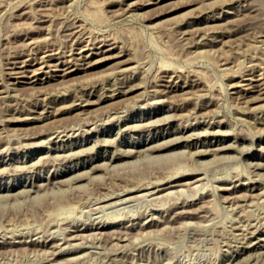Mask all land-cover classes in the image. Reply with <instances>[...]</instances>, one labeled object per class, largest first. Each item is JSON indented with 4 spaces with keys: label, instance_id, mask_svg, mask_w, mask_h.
Listing matches in <instances>:
<instances>
[{
    "label": "rangeland",
    "instance_id": "rangeland-1",
    "mask_svg": "<svg viewBox=\"0 0 264 264\" xmlns=\"http://www.w3.org/2000/svg\"><path fill=\"white\" fill-rule=\"evenodd\" d=\"M41 1L43 3L45 2L46 4H44V6H42L43 3ZM122 1L125 2V3H123ZM129 1H131V0H128V1L127 0H69V1L68 0H0V68L4 67L3 68L4 71L1 70L2 68L0 69V73L2 71L1 76H0V82L2 81L1 84L4 85V86L3 85L1 86V84H0V91H1L0 93L2 94V96L0 94V97H1L0 98L1 99V101H0V146L3 143H4L3 146H2L3 148H4V146L6 144H7L6 146H8L7 148L5 146V148L7 150L6 149L4 150V149H2V147H0V153H1L0 154V161H1L0 162V171H2V167L6 168V166L7 167H9V165L11 166L10 168H6V169L4 168L3 169L4 171L5 170L6 171L9 170V172L8 171L7 172L6 171L5 172L2 171L4 174H0V189H1L0 190V264H45V259L47 260L46 263H48V264H50L51 262L52 263L54 262L55 264L57 262H58L57 264H61V263H63V264H107V263L108 264L109 263L113 264L115 262H116L115 264H124V263H122L124 261L126 262L125 264H132L131 260L133 259V256L135 255V253H137L134 256L136 262H135V260H132L134 262L133 264H135V263L136 264H138V263L139 264H154V263H156V264H159V263L160 264L161 263H165V264H224V262L225 263L226 262L227 263L230 262L229 264H238V262H241V261L243 263L241 262L239 264H250V263L251 264H264V251H263L264 250L263 249L264 248V243H262V242H264V232H263L264 231L263 230L264 229L263 228V226H264V222H263L264 221L263 220L264 219V192H263L264 191V166H262L264 164L263 163L264 162V157H262V156H264V152H263L264 150H263V148H259V147H263L264 146V128H263L264 127V122L262 120V119H264V116H263L264 115V112H263L264 107L262 106L263 103H264V90H263L264 89V85H261V86L256 85V86L251 88V84H250L251 82L255 83L256 80L259 77H261L259 75L262 74L263 71H264V64H261V63L264 62V35H262V33L264 34V0H232V1L231 0H154L156 4L153 3L154 2L153 0H149V1L148 0L147 1L146 0H137L136 3H134V5L133 4L129 5ZM144 1H146V3H144ZM151 1H152V3H151ZM226 1H228L229 3L226 2ZM230 1H231V3H230ZM251 1L253 2V4H252ZM47 2H48V4H47ZM40 3H41V5H40ZM19 5H21V6H19ZM25 5H27V6H25ZM244 5H245V7L246 6H248V7L245 8ZM18 6H19V9H18ZM37 6H38V9H37ZM40 6H42L43 8H41ZM46 7H48V9ZM125 7L126 8L128 7V8L126 9ZM238 7H239L240 10L238 9ZM249 7H251V12H250V8ZM252 7H254V10H252L253 9ZM15 8H16V10H15ZM39 8H41V9H39ZM122 8H125V10L122 9ZM242 8H245V10L242 9ZM26 9H27V14H26V12H24V11H26ZM121 9L125 13H123V11ZM128 9H129V11H128ZM232 9L234 10V12H233ZM236 9H238V10L236 11ZM21 10L22 11L24 10V11L21 12ZM33 10H34V12H32ZM227 10H228V12H227ZM230 10H232V12H230ZM247 11H248V14H247ZM18 12L22 13V14H20V17H19V13ZM45 12H47V13H45ZM132 12H134L135 14L132 13ZM219 12H220V14H218ZM42 13H43V15H42ZM49 13L51 15H49ZM118 13L122 14L123 16L119 15ZM199 13H201V14H199ZM244 13H245V15H244ZM44 14L47 16L46 18L44 17L45 16ZM236 14L238 15V17L236 16ZM246 14H247L248 17L246 16ZM33 15H35V16H33ZM222 15H223V17H221ZM234 15L236 16V18H235ZM16 16H17V18H16ZM34 17H37V18H34ZM74 17H75V19H74ZM122 17H123V19H122ZM32 18H33V20H32ZM43 18H45L47 20H45ZM224 18H226V19H224ZM230 19H232V20H230ZM73 20H74V23H73ZM199 20H200V22H199ZM228 20H230V21L228 22ZM191 21L193 23V24L191 23L192 26L189 25ZM204 21L207 22V23L205 24ZM211 21H212V23L214 25L211 23ZM245 21H247V24H246ZM16 22H17V25H16ZM78 22H80L81 24L78 23ZM219 22L222 25H223V22L226 23L227 25L224 24V26L226 25L228 29H226V26H225V29H226L225 30L224 26H222ZM215 23L216 24L218 23V24L216 25ZM67 24H71V25H67ZM83 24H85V25H83ZM203 24H204V26H207V25L209 26L211 24L210 26L212 28L210 26H209L210 29H208V26H207V28H205L204 26H202ZM219 24H220V26H219ZM228 24L229 25L233 24V25L229 26ZM29 25H31L32 28H34L35 26L36 27H35V29L30 30L31 26H30V28H27V27H29ZM82 25H83V27L81 28ZM193 25H194V28H193ZM234 25H235L236 28L234 27ZM17 26H18V28H17ZM24 26H25L26 29L24 28ZM74 26L76 27V29H78V27H79L78 31L75 29ZM84 26L86 27V29L84 28ZM196 26H198V27H196ZM191 27L193 28L194 31H195V29L197 30L199 27H201V28H199L198 31L194 32V31H192ZM202 27H204L205 29L202 28ZM215 27H217V28L219 27V28L217 29ZM222 27H223L224 31H223ZM231 27H232V29L234 28L236 31L234 32V29L233 30L231 29L232 30L231 31L230 30ZM63 28H66V29H63ZM188 28H189L190 31H187ZM214 28L217 29V30H215ZM82 29H83V31H82ZM201 29H202V31H201ZM206 29L208 31H206ZM26 30L28 32L24 33V32H26ZM70 30H71V32H70ZM72 30H75L74 33H73ZM184 30H185V32L187 31V33H184L183 32ZM203 30L206 31L208 35L207 34L203 35V34L199 33V31L201 33H204ZM211 30H213V31L215 30V31L213 32ZM88 31H90V32L92 31L91 34L87 35L89 33ZM191 31H192V34L189 33ZM227 31H229V32H227ZM67 32H70V33H68L69 35L70 34L71 35L75 34L74 36H77L78 38H80V40L83 39L82 40L83 42H81L80 44L83 45V43L84 44L87 43V45H83L84 46L83 48H86L85 46H87V48L90 47L91 50H90V48H88V49L86 48V49H84L83 53L82 52L80 53L79 52L80 50L78 51V49H80V47L77 48V45L79 46L80 44L74 45V43H70V42H73V41L68 39L69 35L67 34ZM196 32H198L199 34L196 33ZM96 33H98V34H96ZM99 33H101V35ZM210 33H211V36H210ZM216 33H217V35H215ZM65 34H67V35L65 36ZM83 34H85V35H83ZM181 34H182V36L184 35L183 37L188 35L187 37L190 36V38L186 37L187 39L184 38L185 39L184 40L183 38H181L182 36L180 37ZM24 35H25V37H24ZM46 35H48V36L51 35V37H49V38H51V40L49 38H47L48 36H46ZM218 35H220L222 37H220ZM89 36L92 37V38H90ZM199 36L202 37L203 39L202 38L198 39ZM207 36L208 37L210 36V37L208 38ZM45 37H46V40H44ZM85 37L88 38V39H86ZM111 37H114V38H111ZM215 37L222 38L221 39L222 41L217 39V38H215ZM95 38H97V39H95ZM103 38H105L106 40L103 39ZM194 38H196L195 39L196 41L194 40ZM260 38H262V39L260 40ZM101 39L105 40V41H102ZM112 39H114L115 41L112 40ZM116 39H117V41H116ZM27 40L28 41L29 40H33L34 42L30 41L31 43H29V42H27ZM84 40L86 42H84ZM87 40H91V42L90 41L88 42ZM181 40L183 41V43H182ZM186 40H189V41L192 40V41L189 42V41H186ZM193 40L195 41L196 44L194 43V44H192L193 45L192 46L191 43H193ZM217 40H219V41H217ZM46 41L48 42V44H47ZM96 41H98V43ZM198 41H200V42H198ZM206 41H208V43H210L211 45L206 43ZM256 41H258V42H256ZM35 42H36V45H35ZM103 42L107 43V44L110 43V45H112V46L114 45L115 46L114 49L111 52V55H112V53H114V54L117 53L118 54L120 52L122 53V55H117L116 54L115 56H113L114 55L113 54L112 55L113 57H109V58H106V59L102 58V60L98 61L97 64L93 63V59H97L98 57L101 58L102 55H95V56H92V61L91 62L93 64L87 66L86 64L91 63V62H87L89 60L88 58L90 56V52L91 51H96V49H97V48H92V47L98 46V45L100 46V44H102ZM187 42L190 44L189 45L190 47L187 45L188 44ZM27 43H29V44H27ZM44 43L47 44V45H45ZM63 43H65V44H63ZM93 43H95V44L93 45ZM200 43H202V44L204 43L203 46ZM31 44H32V46H31ZM59 44H61L62 47H60L61 45H59ZM71 44H73V45H71ZM182 44L186 45L187 47H185ZM197 45H199V47L201 45V47L199 48ZM212 45H214V46H212ZM35 46H37V49H36ZM42 46H43V48H42ZM119 46H122L121 47L122 49H119L120 48ZM46 47H49V48H46ZM50 47H51V50H50L51 53L54 52L53 56L52 57L50 56L51 60L48 61V63H51V64H49L48 66L47 65H43L42 70H39L36 76L34 75L33 71L32 72L28 71V72H24V73H21V72L20 73H18V72L16 73V72H14V70L15 71L18 70V68L14 67V66L20 65L21 64V60H23L25 57H28V54H29V56H31V55L34 56V55H36V53L39 54L41 49H43V50H45V48L46 49H50ZM75 47H76L77 50L75 49ZM107 47L108 46H103V49H105ZM207 47L210 48V49L208 50ZM28 48H30V49H28ZM60 48H62V49H60ZM65 48H67V49H65ZM204 48L206 49L207 52L205 51ZM26 49H27V51H25ZM55 49L57 50V52L54 51ZM73 49H75V50H73ZM118 49L121 50V51H119ZM123 49L124 50L126 49V51H124ZM201 49L203 51H205V53L202 52ZM31 50H35V51H31ZM61 50H62V52H61ZM65 50H67V51L64 53ZM69 50H71V51H69ZM72 50H73V52H72ZM188 50L191 51V55H190V51L188 52ZM193 50L196 51V52L193 53ZM198 50L200 51V53L202 52L203 54H199L198 56H193V54L198 53L197 52ZM30 51L33 52V53H31ZM125 52H127V53H125ZM186 52H188V53H186ZM16 54L19 55V56H17ZM58 54H61V56L58 55ZM55 56H57V57H55ZM127 56H128V58H127ZM252 56L254 58L253 60H252ZM68 58H70V60H71L70 64L67 63V65H64L63 63L68 61ZM126 58H127V60L124 61ZM75 59H76V62L74 61ZM133 59H134V61H133ZM135 59H136V61H135ZM82 60H83V62H87V63H82L81 62ZM251 61H252V63H251ZM254 61L256 62L257 65L259 64L260 66L259 65L256 66ZM260 61H262V62L260 63ZM54 62H56L58 64H55ZM94 62H97V61H94ZM12 63L14 65H12ZM53 63H54V65H53ZM137 63L139 65H141L140 69H138L139 65ZM249 63H250V66L248 65ZM135 64H136V66L137 65L138 66L137 67L134 66ZM77 65H78V67L79 66H81V67L76 69V70H74L73 73L67 74V75H65V77L63 75H59V74L62 73L61 71L64 70L62 68H67V67H69V69L72 68V67L76 68ZM8 66H10V68ZM36 66H38V64H36ZM65 66H67V67H65ZM83 66H85V67H83ZM127 66L128 67L132 66V67H129V69H128L129 71L127 70V68H128ZM246 66H247V69H246ZM252 66H253V68H252ZM255 66L257 67V69H255L256 68ZM11 67H13V68H11ZM118 67L119 68L120 67L121 68H123V67L126 68L127 67V68L126 69H124V68L120 69L122 71L121 72ZM133 67H136V68L133 69ZM162 67H164L163 69H165L166 72L162 69ZM259 67H261V68H259ZM53 68H55V70ZM170 68L172 70L174 68H177V69H179V71L177 69L176 70L174 69L172 71ZM11 69L13 70L14 73L11 72L12 71ZM115 69H116V71L114 72ZM117 69H118V71H117ZM159 69L161 71H159ZM166 69H168V70H166ZM245 69L247 71H244ZM253 69L256 72L255 71L253 72ZM44 70L45 71L47 70V72H44ZM181 70H183L184 72L181 71ZM55 71H56V73H55ZM162 71H163V73H162ZM5 72H7V73H5ZM112 72H114V74ZM123 72H125V73H123ZM187 72H188V74L190 72L192 74L190 73L188 75V74H186ZM251 72H252L253 75L251 74ZM4 73H5V75H3ZM119 73L121 75V78H120ZM172 73L173 74L175 73V74L173 75ZM178 73H179V75H178ZM22 74H23V76H22ZM48 74L52 75L53 77L49 76ZM235 74H238V75L235 76ZM2 75L5 76V77L3 78ZM134 75H135V77H134ZM167 75H168V77H167ZM185 75H187V76H185ZM130 76L132 77V80H131ZM173 76H174V78H173ZM176 76H178V77H176ZM1 77H2V79H1ZM117 77H118V80H120L118 82H117ZM126 77H129V78H126ZM188 77H189V79H188ZM245 77H246V80H245ZM255 77H256V79H255ZM251 78H254V80L251 79ZM41 79H42V83H44V84L41 83V81H40ZM167 79L170 80L171 82L168 81ZM176 79H177V81H176ZM190 79L193 80V81H191ZM240 79H242V80H240ZM20 80H22V81H20ZM60 80H62V81H60ZM112 80H114L115 82L113 83ZM239 80H240V82H239ZM5 81L6 82L8 81L7 84H4V83H6ZM9 81H11L12 86L10 85L11 83ZM109 81H110V83H109ZM138 81L140 82L141 85L139 84ZM129 82H131V83H129ZM135 82L136 83L138 82L137 84H139L141 87L136 85L137 87L135 88V86H134ZM167 82H168L169 85L167 84ZM175 82H177V83H175ZM190 82H192V83L194 82L193 85ZM246 82H248L249 84L246 83ZM184 83L186 85H184ZM233 83L235 84V86H234ZM239 83H242V85H240ZM118 84L120 86L121 85L122 86L121 87L120 86L116 87L115 85H118ZM127 84H131L130 87L131 86H134V87L133 88H129L128 87L129 85H127ZM166 84L168 85L167 88H166ZM179 84H180V87L178 86ZM230 84H233V86L232 85L230 86ZM107 85L109 87L110 86L111 87L109 88V87H107ZM113 85L115 86V88H114ZM14 86H15V88H14ZM101 86H103V87L101 88ZM104 86H105V89H104ZM123 86H125V87H123ZM241 86H243L242 89H239V88H241ZM2 87H5V88L1 90ZM125 88L128 90V92H127V90H125ZM157 88H159V89H157ZM15 89H16V91H15ZM98 89H100V90L98 91ZM121 89L124 90L125 92L120 93V94H118V95H116L114 97H107L106 98V96H108L110 93H112L114 91L116 92V91L121 90ZM156 89H157V92H156ZM166 89L169 91V93H168V91H166ZM194 89H196V90H194ZM259 89H261L260 90L262 92L261 95H260ZM3 90H5V91H3ZM11 90H13V91H11ZM60 90L62 91V93H61ZM81 90H82V92H79ZM95 90H97V92ZM150 90H152L153 92L155 91V93H153ZM164 90H165L166 93L164 92ZM201 90H202V92L203 91L204 92L201 93L200 92ZM2 91H3V93H2ZM6 91H7V93H6ZM19 91H22L21 96H20ZM42 91H43V93H42ZM53 91H56L58 93H54ZM162 91L165 93V95H163L164 93ZM206 91H208V92L206 93ZM44 92H47V93H45V95H48V96H45ZM49 92H51V95L49 94ZM59 92H60V95H59ZM64 92L67 95H65ZM75 92L77 93L78 96H75L76 95V94H74ZM197 92L199 93V97L197 96V94H198ZM9 93H12L13 96H12V94L8 95ZM14 93H18V94L15 95ZM94 93H95V95H94ZM238 93H240V97H238L239 96ZM256 93L259 96H257ZM4 94H5V96H4ZM79 94H80V97H79ZM192 94H193V97H192L193 99L190 97ZM201 94H205L204 97ZM208 94H209L210 97L206 96ZM248 94H251V96L248 95ZM81 95H83V96H81ZM186 95H188V96H186ZM213 95L215 97H213ZM241 95H242V97H241ZM15 96L16 97L18 96L17 99L20 97L18 99V101L17 100L15 101V99H16V98L14 99ZM37 96L40 97L39 98L40 100L37 99ZM96 96H98V97H96ZM99 96L101 97V100H97L99 98ZM120 96H121L122 99L120 98ZM196 96L198 97V99H197ZM260 96H262V97H260ZM3 97H5L4 100L5 99H8V100H5L6 102H4V100H3V102H2V98ZM9 97H11V98H9ZM21 97H23V99ZM41 97L43 98V100L41 99ZM76 97L80 98L79 99L80 102H81V99H82V102L80 103L79 100H77ZM145 97H147V98H145ZM157 97H159V98H157ZM165 97H166V100L168 99L167 102L165 101ZM169 97H171V98L169 99ZM186 97H189V98L185 99ZM249 97H251V98L253 97L254 99L255 98L256 99L254 100L253 98L251 99ZM33 98H34V100H36L37 103L34 102ZM102 98H105V99L103 100ZM61 99H63V100H61ZM94 99L96 101L95 104L92 103V101L94 102ZM117 99H118V101H116ZM171 99L172 100L175 99V100H173L174 102H172ZM188 99L190 101H186ZM41 100L42 101L45 100V102H43V105L41 103L42 102ZM72 100H75L74 101L75 103H77V102H79V103H77V105H75V106H73L71 104H70L71 106L70 105L67 106L68 103L72 102ZM88 100H90V102H91L90 104L88 103ZM152 100L154 101V103L151 102ZM161 100H162L163 103L161 102ZM181 100H182V102H181ZM208 100H209V102H208ZM248 100L250 101V103H249ZM51 101H52V103H51ZM53 101H54V103H53ZM61 101H62V104H61ZM98 101H100V102L98 103ZM147 101H149V102L147 103ZM252 101H254V102H252ZM28 102L29 103L31 102V104H27ZM83 102L86 105L82 104ZM144 102H146V103H144ZM183 102H184V105H183ZM195 102H196L197 105L195 104ZM197 102L198 103L200 102V103L198 104ZM59 103L61 105H63V106H61ZM168 103H170V105H168ZM174 103H175V105H174ZM50 104L51 105L55 104L56 107L54 105L51 106ZM171 104H172V106H171ZM237 104L238 105L241 104V106L240 105L238 106ZM250 104H251V106H250ZM260 104H261V106H260ZM28 105H29V107H28ZM30 105H33V106H30ZM233 105L235 107H233ZM14 106L15 107L19 106V107L16 109ZM66 106H67V108H66ZM180 106H182V107H180ZM194 106H196V107L198 106V107L194 108ZM247 106H249V109L253 106L252 107L253 109L251 108L252 109L251 113H250L249 109H247L248 108ZM255 106H256V108H255ZM57 107L59 108L58 110L56 109ZM62 107H64V108H62ZM169 107H170V109H169ZM175 107L179 108V109H175ZM262 107H263V109H262ZM20 108L21 109L23 108L22 111H21ZM30 108L31 109L33 108V110H31ZM41 108H42V110H44L43 112H45V114L48 115L46 118H41V119H37V120H34V121H32V120H29V121L27 120L26 121V119L23 120L26 117V115L27 116L28 115L32 116L29 113L30 111H35L36 110L32 114H36V115L39 116V113H41ZM54 108L56 109V111H55L56 112V114H55L56 116L54 115L55 112H53L55 110ZM119 108L121 110H119ZM237 108H238L239 111H241V113L237 110ZM243 108L245 110H242ZM50 109L52 110V112H51ZM110 109L113 110V111H111ZM23 110H24V112H23ZM109 110H110V113H109ZM115 110H116V112L117 111H119V112L116 113ZM12 111H13V113H12ZM14 111H15V113H14ZM58 111H59V114H58ZM218 111L220 112V114H218L219 113ZM18 112L20 113V115H19ZM216 112L218 114L217 117H216V114H215ZM260 112H261V114H260ZM108 113L110 114V116L114 113L113 116L116 119H114L113 116H111L112 119H110ZM170 113H173V114H170ZM243 113H245V114H243ZM166 114H168V115H166ZM213 114L215 115L216 118L213 117L214 116ZM120 115H123V116H120ZM171 115H173L174 117L171 116ZM196 115L198 117H196ZM200 115L203 118L200 117ZM258 115H260V116H258ZM151 116L152 117L154 116V117L152 118ZM158 116H160L162 119L159 118ZM164 116H170V117L169 118L167 117V119L165 117L166 120H164ZM7 117H9V118H7ZM10 117H11V119H10ZM13 117H14V120L12 119ZM19 117H21L22 119L19 118ZM124 117H126V118H124ZM17 118H19V120ZM53 118H54V120H53ZM58 118L61 119V120H58ZM120 118H122V119L120 120ZM50 119H52V120H50ZM108 119L111 120L110 122L112 124L110 122H108ZM148 119H149V121H152L154 119L156 121L154 120L153 121L154 123H152V122H149ZM150 119H152V120H150ZM157 119H159L158 121H161V122L158 123ZM201 119H203L204 121L201 120ZM221 119H223V121ZM20 120H22V121L20 122ZM205 120H207V121H205ZM146 121H148L149 123L146 122ZM208 121H210V122L208 123ZM216 121H217V123H216ZM253 121H256L257 123L253 122ZM60 122H62V124H59ZM87 122H88V124H85ZM91 122H93V123H91ZM115 122L118 123V124H116ZM139 122L141 124L144 123L142 125V129L141 130L138 129L139 126L133 127L134 125L136 126V124H139ZM155 122H157L158 124H156ZM177 122L182 123V125L184 127H182V125L177 123ZM185 122H187L188 124H189V122H191L189 124L190 126L187 123H185ZM146 123H148V125L149 124H151V125H149V126L146 125V127H144V125ZM195 123H196L197 126L195 125ZM206 123H207V125H206ZM219 123H220V125H219ZM50 124H54V125L57 124V128H56V125L55 126L54 125L50 126ZM93 124H96L95 127H93ZM152 124H154V125H152ZM65 125H66V127H65ZM130 125L133 128H137V129L133 130L132 128H130L131 127ZM81 126L83 128V129L81 128L82 130H80ZM123 126H124V129H123ZM125 126L128 128V129L126 128V130L128 132L125 130ZM195 126L197 127L195 132L202 131L201 132V134H202L205 131H209L208 134L206 132L205 134L201 135L199 132H197V133L200 134V136H198V135L196 136L195 134H197V133L194 132ZM59 127H60V129H59ZM96 127H97V129H96ZM206 127H208V128L206 129ZM261 127L263 128V131L261 130L262 129ZM46 128H47V131H46ZM50 128H51V130L49 132L48 129H50ZM99 128H100V130H99ZM216 128L219 129L220 131L218 130L219 131L218 132ZM92 129L94 131L90 132ZM117 129L118 130L120 129L121 131L120 130L118 131ZM122 129H123V131H122ZM130 129H132V130H130ZM190 129H192V130L190 131ZM41 130L45 134L42 133ZM211 130L212 131L216 130L219 134L216 131H215L216 133L212 134ZM64 131H67V132H64ZM80 132H82V133L84 132V133L82 134ZM117 132H119L118 133L119 135L117 134ZM190 132H194L195 134L191 133V134H193L192 136L191 135H187V134H190ZM224 132H226L228 134H226ZM49 133L53 134L52 136H53L54 140L52 139V137H51V135ZM55 133H58V134H55ZM185 133H186L187 136L185 135ZM222 133H223V135H222ZM69 134H70V136H68ZM79 134H81V135H79ZM151 134H152V136H151ZM178 135H179V137H178ZM24 136H26V137H24ZM48 136L51 139L48 138ZM172 136L173 137L174 136L178 137L177 140H179V141H176V139L174 141L173 139L176 138V137L173 138ZM188 136H190L192 140ZM57 137H59L60 139H58ZM94 137H96V138H94ZM99 137L101 139V143H100V139H98ZM170 137H172V138H170ZM180 137L182 138L181 140L179 139ZM47 138L49 139V141H48ZM168 138H170L169 140L174 141V143L171 142V144H170V141L168 140ZM43 139L46 140L48 143L45 142ZM251 139H252V141H251ZM212 140H213L214 143L212 142ZM102 141H103V143H102ZM106 141H107L108 144H109V142H111L112 144L110 143L108 145L106 143ZM152 141L154 142V145L155 144L157 145L156 141H158L159 143H158L157 146L156 145L154 146ZM162 141H166L167 143L166 142H162ZM38 142H40V144ZM75 142H77V143H75ZM123 142H124V144H123ZM160 142H162V143L159 146ZM236 142L238 143V145H236V150H235V148H234L235 146L233 144H236ZM252 142H254V143L252 144ZM34 143L35 144L37 143V144L35 145ZM61 143H62V145H60ZM78 143H80V144H78ZM95 143H97V144H95ZM98 143L101 146H99ZM164 143L166 145H168V146L163 145ZM221 143H222V146H226L225 144H229V143H230V145L227 148L225 147V149L221 150L222 152L221 151H218V152H214L213 151V153H214L213 154L210 151L211 155L210 154L201 155L200 151H202V150H199V148L200 149H203V148L207 149L209 147L211 149L212 147H215V146L217 147V145H218V147L221 146ZM64 144H65V146H64ZM70 144H72V145L70 146ZM90 144L92 145V148L90 147L89 149H92L93 151L92 150H87L86 146H88V145L91 146ZM40 145H41V147H40ZM132 145H134V146H132ZM147 145L150 146V147H147ZM152 145H153V147H151ZM189 145L191 147H189ZM231 145H233L232 148H231ZM248 145H250V146H248ZM173 146H175V147H173ZM195 146H197V147H195ZM143 147H145V150L149 151V152H146ZM159 147H162V148L160 149ZM239 147H241L243 149H241ZM249 147H253V148L249 149ZM46 148H47V150H46ZM80 148H83V149H80ZM138 148L141 149V150L139 151ZM151 148H152V150H151ZM157 148H159V149H157ZM246 148H248V149H246ZM113 149H115L116 152L113 151ZM122 149L125 152L129 151V153L131 155L127 154V153H125V154L122 153V152H124ZM133 149L136 152H133ZM167 149H169V150H167ZM195 149H197V150H195ZM2 150H3V152H1ZM65 150L67 152L69 151V153L71 155H72L71 151L72 152L73 151H75V152L79 151L80 152V150H83V151H81L82 154H80L79 152H76V154L78 153L77 155H75L74 154L75 152H74L73 153L74 155H72L74 157L72 158L71 155L69 156V154ZM86 150H87V152H85ZM117 150L118 151L121 150L122 152L121 151L118 152ZM191 150L193 151V153H195L194 154L195 158H193V153H191L192 154V156H191V154H190V152H192ZM237 150H239V151H237ZM47 151H49V154L51 156L48 154ZM90 151H91V153H90ZM111 151H112V153H111ZM144 151L146 153H148V155ZM170 151L172 152V154L173 153H175V154L171 155ZM187 151H190V152L188 153ZM197 151H199V152H197ZM247 151H249V152H247ZM140 152H143L145 155L143 153H140ZM239 152H241V153H239ZM53 153H54V156L56 155V153L58 155L59 154L60 155L59 156L57 155L58 158H56V157L54 158V156H52ZM63 153L66 154L65 155L66 158L64 157V155H62ZM104 153H106V154L103 155ZM138 153L143 154V155H140ZM161 153H162V156L164 155V157H159V156H161ZM164 153H166V154H164ZM28 154H29V156H28ZM79 154H80V156L78 157ZM157 154H159V155H157ZM220 154H224V156H226L227 158L223 157V158H219L218 159L217 157H222V155L218 156ZM232 154L234 156H236V157H233ZM44 155L46 157H48V159H46V157ZM61 155L63 157H62V159H59V158H61ZM109 155L110 156L112 155L111 156L112 158L114 156V158L111 159ZM138 155L140 157H137ZM154 155H157L158 157L157 156L155 157ZM165 155H167V156H165ZM212 155H214V157L216 159H214V157L210 158ZM229 155L231 156L230 158H228ZM31 156H33V157H31ZM39 157H41L42 160ZM38 158L40 160H38ZM191 158H192V161H191ZM208 158L211 159V161L206 160ZM200 159H201V161L199 162ZM32 160H34V161H32ZM194 160L196 161V163L194 162ZM202 160H204L203 161L204 164L202 163ZM31 161L32 162H35V161L38 162V163H35L38 166H36L35 164H34L35 165L34 166ZM42 161H44L45 164H44V162L42 163ZM46 161L49 162L50 165ZM51 161H52L53 165H52ZM83 161H84V163H83ZM105 161H106V163L109 161L111 163V165L114 164L113 165L114 167L112 166V169H111L109 167V164H110L109 162L107 163L108 166H106L107 164L105 163ZM123 161H124V163H123ZM129 161H130V163H129ZM247 161H248V164L246 163ZM250 161H252L253 164ZM254 161H255V163H254ZM24 162H25V165H24ZM75 162L76 163L78 162V163L76 164ZM100 162L102 164L100 166L101 168L96 166L98 163L100 165ZM115 162H116V165H115ZM205 162H207V163H205ZM257 162L258 163L262 162V163L258 164ZM30 163H31V167H33V169L30 167ZM117 163H120L121 165L117 164ZM125 163H127V164H125ZM192 163H194V164H192ZM250 163L252 164V166L250 165V167H249ZM256 163L258 165H261L263 168L261 166H258ZM26 164H29L28 167H27ZM195 164L197 165L196 167L194 166ZM198 164H199V166H198ZM254 164H255V166H253ZM12 165H15V166L22 165V166H20L21 168L20 167L18 168V170H20V172L17 170V167H15V171H17L18 173L14 172V166H12ZM23 165H24V167H23ZM55 165L56 166L58 165L57 168H56ZM92 165H94L96 167H94ZM103 165H104V167H106L105 169H108V170H105ZM117 165H118V167H117ZM200 165L204 166V167H202V169L204 168L203 170L200 168L201 167ZM43 166H44V168H43ZM46 166H47V168H46ZM193 166H194V168L192 169ZM41 167H42V169H41ZM91 167L92 168H96V169H92ZM197 167H199L200 170L204 171L207 175H205L204 172H200V170L197 169ZM22 168H24V169H22ZM26 168H27V170H26ZM186 168H188L189 170L186 169ZM56 169H58V170H56ZM89 169H92V170H89ZM205 169L207 171H205ZM62 170L63 171L65 170V171L63 172ZM83 170L84 171L86 170L85 172L88 173V174H86ZM171 170H172L173 174H171V172H170ZM191 170H195V171H191ZM82 171H83V174H82ZM89 171H91L92 173L89 172ZM2 172H0V173H2ZM178 172H180L178 174L179 177L177 176ZM181 172H182V174H181ZM188 172H190V173H188ZM254 172H256L257 175H254V174H256ZM40 173L42 175L44 174L43 177H42V175ZM94 173L96 175H94ZM162 173H163V175L165 174L164 176L166 178L163 177V175H161ZM234 173H235L236 176L233 175ZM240 173H241V175H240ZM252 173H254V174L252 175ZM7 174H9V175H7ZM73 174H75V175H73ZM156 174L157 175L160 174L162 176L163 180L165 179V181H162V179H158L157 180V178H161V176L160 175L156 176ZM174 174L177 177H174ZM237 174H239V175H237ZM250 174H251V176H249ZM1 175H3V176L1 177ZM22 175H24L23 178L21 177ZM80 175H83V176L79 180ZM168 175H169L170 178L173 177V179L172 178L170 179L168 177ZM201 175L202 176L205 175L206 178L209 181H207V179H205V178H202ZM49 176H50V178H49ZM73 176H76L77 178L76 177L73 178ZM92 176H93V178L90 179ZM95 176H97V177H95ZM148 176H150L151 180H150V178ZM230 176H231V178H230ZM253 176L254 177L258 176V179L257 178L253 179L252 178ZM64 177H65V179H64ZM69 177L73 178L74 180L73 179H72L73 181L70 180L71 178L69 179ZM196 177L198 178V181L195 180ZM200 177H201V179H200ZM219 177L222 178L221 180H223V181H221V180L219 181V179H218ZM27 178H29V179H27ZM45 178H47L49 180H47ZM53 178H56V179H53ZM60 178L63 179L64 185L62 184V180ZM66 178L68 180H70L72 182V184H71L70 181L68 182V180ZM142 178H144L143 180H146L147 178H149V179H147L149 182L146 180L147 182L145 181L143 183L142 182L143 181ZM191 178H193L194 180H192ZM215 178H217V179H215ZM228 178H230V179L228 180ZM131 179H132V181L134 180L135 182L137 180H140V182H142V183H137L136 182V185H135L134 181L131 183ZM155 179L157 180V182L159 184L155 183V186H154V182L156 181ZM168 179L169 180H174L176 182H180L181 184L178 185V186L179 187L181 186L180 188L183 187L182 189H183L184 192L182 191V189L181 190H175V189H180L178 186H176L177 188L176 187H174V188L171 187L169 189H162L163 191L162 190L161 191L157 190V188L160 187V184H161L160 182L162 181V183H164ZM247 179L249 181H247ZM27 180H29V181H27ZM52 180L54 182L56 180V182L57 183L59 182L60 184H56V183L53 182L54 185H52L53 184V183L51 184ZM58 180H61V181H58ZM153 180H154V182H153ZM159 180H160V182H159ZM185 180L189 181V182L192 180L193 184L191 183L192 181L190 183L187 182V186H186L185 185L186 184ZM239 180H241L242 182L239 181ZM46 181H49V183L47 182V186L45 184ZM74 181H76V182H74ZM150 181H151V183H150ZM203 181H205V182H203ZM237 181H238L239 186L237 184ZM234 182L236 183V185H235ZM244 182H246V183H244ZM36 183L39 184L40 186H38ZM43 183L45 184L44 187L42 186ZM204 183H206L208 186L206 184H204ZM11 184H12V187H11L10 192L8 190H4L5 186L7 188ZM122 184L123 185L125 184L126 186L125 185L122 186ZM129 184H130V186H128ZM194 184H198V187H196L197 185L193 186V187H195L194 189L196 190V194H195L194 189H192V186H191V185H194ZM200 184L205 185V187H207V189L204 188V186L200 187L201 186ZM77 185L78 186L82 185V186L80 188ZM131 185H134L135 188H133V186L131 187ZM146 185H148V186L151 185V188H150V186L148 187ZM188 185H190L191 188L188 187ZM225 185L229 186V188L226 187ZM52 186L54 187V189L51 188ZM74 186H75V188H73ZM104 186L106 188H103ZM113 186H115V187H113ZM116 186H118V187H116ZM221 186H223V187L221 188ZM38 187H39V189H37ZM40 187L43 189L42 190L43 193H45L44 190H47V189L48 190L50 189L49 193H51V191L53 193L57 192V193H55V195L59 194V195L56 196L57 200L55 198V195L53 197V194H49L48 191H46L49 194V195L47 194V196L48 197L50 196V198H48V199L51 200V202H52V204H51V202L48 201L47 196H46V199L44 197L46 195V193L43 194V195H42V193H40L41 192ZM60 187H61V189L59 190ZM107 187H108V189H107ZM121 187H122V189H121ZM130 187L133 189L132 192L129 191V190H131ZM144 187H145V189H144ZM186 187H187V189H186ZM65 188L66 189L68 188L69 190L71 189V193L69 194L67 192L68 189L65 190ZM72 188L74 190L75 195L78 194L79 192L81 193V194L79 193L78 195L82 199L80 197H78L77 203H75L76 202L75 199H77V195L76 196L73 195V197L75 196L74 199L72 197V193H73ZM77 188H78V190L79 189L80 190L78 191ZM109 188L114 189L113 192H112V189L110 190ZM196 188H200V189H196ZM239 188L241 189V191H240ZM258 188H260V190H258ZM18 189H20V190H18ZM21 189H23L24 192ZM25 189H26V191H25ZM27 189H30V193L27 192V191H29ZM154 189H155V193H149V191H151V190L153 192ZM185 189H186V191L187 190L188 191L185 192ZM190 189L193 190V191L191 190L192 194H191ZM205 189H206V193H207L206 196L204 195L206 193L205 192L202 193V191H201V190L205 191ZM251 189H253V190H251ZM39 190H40V192H39ZM63 190H65V192L67 194H64L65 192ZM75 190H77L76 191L77 193L75 192ZM104 190H106V192L108 193L107 195H106ZM115 190H116V192L119 191V193H116ZM213 190H215V191H213ZM231 190H233L232 193H231ZM234 190H235V192H234ZM18 191H20V193H18ZM36 191H38V192H36ZM62 191H63V193H62ZM120 191H121V193H120ZM122 191L124 192V194L122 193ZM125 191H126V193H125ZM166 191L168 193V196H171L170 197L171 199L168 198L166 200V198H167L166 195L167 194L165 195L164 193H162V192L166 193ZM168 191H170V192H168ZM171 191H173V192H171ZM175 191H178V192L176 193ZM179 191H182V192L179 193ZM259 191L261 193H259ZM12 192H13V195L10 194ZM255 192H257L260 195V197L258 195V197H257L258 199L257 200L255 199L256 196H257V193H255ZM4 193H5V196H7L6 194H8V193L10 194L9 195L11 197V198H9L10 200L8 198H7V200H5L6 197H5L4 200L1 199V195H2V198H4V196H3ZM36 193H37V195H38V193L41 194L43 196V198L45 199V200L41 199L44 202L39 199V202H40L41 205L39 203H37V200H38V198L40 196H35ZM61 193L63 194V196L64 195L68 196V194H69V197H62L61 196L62 199L65 198L64 200H66V199H69V200L68 201L67 200L66 201L61 200V198L59 197ZM135 193L137 195H138V193H141V195L139 194L140 196L136 197L137 195ZM156 193H158V195L159 194L160 195L163 194V196L159 195V197H158ZM173 193H175V194H173ZM183 193H185V194H183ZM252 193L254 195H256V196H253ZM14 194H16L18 197L16 195H15V197H13ZM22 194L25 195V196H23ZM155 194H156V197H155ZM181 194L185 195L186 197L182 196ZM199 194H200V196H199ZM233 194H235L234 195L235 197H233ZM238 194H240L241 196H239ZM261 194H263L262 197H261ZM111 195L113 196V198H112ZM191 195L192 196L194 195L195 198L192 197ZM220 195L222 197L224 196L223 197L224 201L227 199L226 202H224L221 199L222 197ZM225 195H227V196H225ZM247 195H248V197L246 198ZM42 196L40 198H42ZM130 196H132L131 197L132 199L130 198ZM144 196L145 197L149 196L148 198L152 199V200L148 201V198L146 197L147 199H145ZM151 196H152V198H150ZM164 196H166V197H164ZM174 196H175V198H174ZM176 196L178 198L180 196V199H178ZM36 197H38V198H36ZM58 197H59V199H58ZM103 197H104V199H103ZM162 197L165 199V201H169V203H170V201H172V202L174 201L173 203L172 202L170 203L173 206L170 205L168 202L167 203L164 202L163 201L164 199ZM188 197H191V198H188ZM203 197H205V198H203ZM225 197H226V199H224ZM227 197L230 198L231 202H229L230 200H228ZM249 197H251V198H249ZM252 197H254V199ZM84 198H85V203L83 201ZM95 198H96V200H94ZM97 198H99V199L101 198L100 199L101 201L99 199H97ZM120 198H121V200L117 201ZM123 198H124V200H125V198H127V199L125 200V202L122 203ZM143 198L145 200H147V201L143 200ZM155 198H157V199H155ZM158 198H159V201L161 199H162V201L161 202H156V201L154 202L153 201V199L158 201ZM248 198H249V202H248ZM52 199H54V200L52 201ZM188 199H190V201H188ZM191 199H192V201L193 200L194 201L192 202ZM97 200H99L100 202L97 201ZM127 200H128V203H127ZM137 200H139V201H137ZM176 200L177 201L179 200L181 202L184 201L185 203L184 202L181 203L179 201H178L179 202L178 203ZM236 200H238V201H236ZM240 200H241V202H240ZM46 201H48L47 204H45ZM63 201H64V203H63ZM78 201H81V202H78ZM92 201H93V203H92ZM94 201H96V202L94 203ZM104 201H106V202H104ZM112 201H114V202L116 201L115 203H116L117 206L114 205L115 206L114 207L112 205L113 204ZM244 201L247 202V204L244 203ZM250 201L251 202L253 201L251 205H249ZM53 202H55L56 205H54L55 203H53ZM71 202H73V203L71 204ZM107 202H109V204L112 202V204H110L112 206H109V204H107ZM152 202H154V203H152ZM162 202H163V204H162ZM234 202H236V203H234ZM237 202L239 204H241V205H238L239 207L236 206L238 204ZM174 203H176L175 206L177 205L176 206L177 208L174 206ZM183 203H184L185 206H183ZM229 203H230V205H229ZM42 204H43V206H42ZM57 204H60L59 205L60 207L57 206ZM68 204H70V205H68ZM119 204H121V205H119ZM150 204H153L154 206L151 205V207H150ZM232 204L235 205L234 206V207H236L235 210L237 209L238 211L237 210L234 211V207H233ZM44 205H46V207L47 206H50V207L46 208ZM98 205H102L101 208ZM89 206H91V207H89ZM92 206H94V208H92ZM161 206L162 207L164 206V207L162 208ZM243 206H244V208H243ZM147 207H149V208L147 209ZM156 207H157V209H155ZM169 207L170 208L172 207V208L169 209ZM240 207L242 209H245V212H244V210L242 211L240 209ZM39 208L41 209L42 212L40 211ZM44 208L46 209V211H45ZM51 208H54V209H51ZM89 208L93 212L88 211ZM95 208H96V210L94 211ZM173 208L175 210L176 209L179 210V211L176 210L179 214H177V212H175V210ZM178 208H180L181 210L178 209ZM203 208H204L205 211H203ZM47 209H49V210L47 211ZM162 209L169 210L170 212H168V211L165 212V210H162ZM182 209L183 210H185V209L187 210L188 209V210H190V212L188 210H187V212L186 211L184 212V211H182ZM51 210H53V211H51ZM139 211H141V212H139ZM173 211H174L175 214H173ZM246 211H248V212H246ZM45 212H46V215H43V214H45ZM50 212H52V214H50ZM94 212H96V213H94ZM180 212H183V214L180 213ZM198 212H200V213H198ZM201 212L204 215H202ZM47 213H49V214H47ZM140 213H142V214L145 213L146 216H145V214L142 216V215H140ZM205 213L207 214V216H206ZM239 213L240 214L242 213V214L240 215ZM132 214H134V215H132ZM138 214L140 216H138ZM188 214H190L189 215L190 217H187ZM200 214H201L202 217L200 216ZM40 215H42L43 218ZM97 215H98V217H97ZM99 215H101V216L103 215L102 219H101V217ZM170 215L172 217L173 216L174 217L171 218ZM129 216L131 217L130 219H129ZM137 216L139 217V219H138ZM161 216L162 217L164 216L165 218L164 217L162 218ZM240 216H244V217H240ZM151 217H153V219H151ZM156 217L157 218L159 217V218L155 221L154 219H156ZM168 217H170V219ZM236 217H237L238 221L236 220ZM238 217H240V218H238ZM248 217H250L252 219H248ZM45 218H46V220H45ZM50 218H52L53 220L50 219ZM95 218H96V221L98 220L97 222L94 221ZM140 218H141V221H140ZM160 218H161V220H160ZM174 218H176V219L174 220ZM232 218L233 219L235 218L234 221L236 223L233 221ZM253 218L254 219L256 218L257 220L254 221ZM112 219H113V221H111ZM127 219L130 220V221H128ZM162 219H164V220H162ZM186 219H188V220H186ZM133 220H135V221H133ZM142 220H148V224L149 225L146 223L147 221L144 222ZM158 220H160V221H158ZM167 220H170L172 222L167 221ZM244 220L247 221L246 222L247 225L245 224V222H243ZM54 221H57V224H58V221H59V224L56 225V222H54ZM71 221H73L72 222L73 224L71 223ZM100 221H101V223H100ZM108 221H109V223H108ZM127 221H128V223L130 222V224H126ZM166 221H167V224H166ZM256 221H257V223H258V221H259V223L262 222L261 225L258 226L259 223L257 224ZM103 222H105V223H103ZM163 222H165V223H163ZM238 222L240 223V226H239L240 230L238 229L239 227L237 226L239 224ZM10 223H12V224H10ZM50 223L51 224L53 223L52 225H54V226L50 225ZM87 223H89V224H87ZM99 223H100V225H98ZM132 223H133V225H132ZM139 223H142V224L145 223V224L142 225V224H139ZM168 223H170V224H168ZM241 223H242V225H244V226L246 225L247 227L246 226L245 227L242 226ZM253 223L255 225H253ZM70 224H72L71 225L72 227L70 226ZM118 224H119L120 227L118 226ZM121 224H122V227H121ZM231 224H233V225L231 226ZM248 224H250V226ZM102 225H104V226H102ZM229 225L231 227H229ZM65 226H66V229H65ZM144 226H146V227H144ZM148 226H149V229H148ZM150 226H151V229L152 228H154V230L157 229L156 232L154 230H152V232H154V233H151L150 232V230H151ZM163 226H164V228H163ZM234 226H236L237 229H235L236 227L234 228ZM62 227H63V229H62ZM113 227L115 229V230H113L114 232H112ZM67 228H68V230H67ZM79 228H81V229H79ZM84 228H85L86 231L84 230ZM117 228H120V231ZM122 228L123 229H126V228L128 229L129 228V229H128V231H127V229H126V231H124V230L122 231L121 230ZM130 228H131V230H130ZM242 228H244V231H243ZM251 228H252V231L254 232L253 235L252 234L250 235V233L252 232ZM253 228H254V230H253ZM39 229H40V231H39ZM60 229H62L63 233H61ZM64 229H65V231H64ZM146 229L148 230L147 233L145 232ZM241 229H242V231H241ZM245 229H246V231H245ZM247 229H249V230H247ZM55 230L58 233L60 232L59 234L57 233L58 236L55 233ZM95 230H96V232L99 231L98 232L99 234L96 233ZM232 230H234V231H232ZM235 230L237 232L238 231L239 232L237 233ZM255 230H256V232H255ZM33 231H34V233L32 234ZM44 231L45 232L46 231L49 232L48 235H49V237L51 236L50 237L51 239L48 236H46L47 232L44 233ZM90 231H91V233H90ZM103 231H105V233ZM107 231H108V234L106 233ZM121 231L123 233L124 232L125 233L128 232L126 235L128 237H130V238H126L127 236L125 237V235ZM240 231H241V233L243 235L245 234V236H247V237L243 236L242 234H239ZM29 232H31V234L28 235ZM131 232H132V234H131ZM36 233H39L41 235L44 234L43 237H45V238L43 239L41 235L36 234ZM70 233L72 234V237H71ZM89 233H90V235L91 234H93V236L95 235L94 239L93 238H91V239L89 238V237L92 236V235L88 236ZM117 233H118V235L122 234L123 236L122 235L118 236ZM233 233H235L237 235L236 236L234 234V236L236 238H234ZM15 234H17V236ZM65 234H66V236L64 237ZM76 234H78L79 237H78V235L76 236ZM128 234H130V235H128ZM238 234L240 235V237L242 235V237H241L242 239L240 238V240L243 241V242H241L239 240ZM247 234H249L250 236L247 235ZM14 235H15V237H14V240H13V236ZM30 235H32L33 237L35 236V237L33 238ZM73 235H74V237H73ZM104 235H106L107 237H105ZM109 235H110V237H108ZM22 236H26V237L28 236V240H27V238L24 239V237H22ZM29 236H30V238H29ZM54 236H57V237L54 238ZM60 236H61V238L62 237L63 238L60 239ZM81 236H83L84 239L88 238L87 240H85L86 243L85 242L82 243V241L80 243L78 242V240L79 241L83 240V238L81 239ZM96 236H97L98 240L95 239ZM113 236H114V238H113ZM4 237H6V240H5ZM20 237H22V238H20ZM66 237L67 238L69 237L70 241L73 242V243L78 242V245L75 243L74 244L75 248L74 247L71 248V246L73 244ZM111 237H112V240H111ZM123 237L125 238V240H123L124 239ZM57 238H59V239H57ZM117 238H120L119 241H118ZM232 238L234 239V241H233ZM23 239H24V241H22ZM35 239H37V241ZM38 239H39V241H38ZM54 239H56V240H54ZM76 239H77V241H76ZM99 239L101 240V243L99 242L100 241ZM115 239H116V242H114ZM26 240H27V243H26ZM61 240H62V242H61ZM73 240H75V241H73ZM88 240H91V241L95 240L96 241V242L89 241V243L90 242L92 243L91 245H93V247H89L91 245L88 243ZM250 240H252V241L250 242ZM1 241H2L3 244L1 243ZM17 241H18V243H17ZM35 241H36L37 244L35 243ZM65 241H69V245H67L68 242L65 243ZM97 241H98L99 244L97 243ZM122 241H124V242H122ZM237 241H238L239 244L237 243ZM239 241L241 242V244H240ZM254 241H255V243H254ZM52 242L53 243L55 242V244H56V242H58V243L61 242L59 244L62 247V249L60 250L61 247L59 246L58 243L56 245L54 244V245L50 246V244H53ZM224 242L226 243L227 246L225 245ZM232 242L235 243V244L237 243V244L235 245ZM11 243L13 244V246H12ZM44 243H46V244H44ZM70 243H71V245H70ZM93 243H95V244H93ZM96 243H97V246H96ZM110 243H112V244L115 243V245H117V246H120L119 244H121L122 248L118 247L119 248L118 249L117 247H115V245H112ZM116 243H118V244H116ZM246 243L247 244L249 243V246H246L247 245ZM14 244H16V246ZM63 244H66L67 246H70V247L67 248V246L63 245ZM79 244H81V245L83 244V245L79 246ZM85 244H89V245H86V246H88L90 249L88 247H86ZM228 244H232L231 245L232 248L229 247L230 245L228 246ZM20 245L22 247H18ZM39 245H40V247H39ZM99 245H102V246L105 245V246L104 247H100ZM242 245H244V246H242ZM77 246H79V248H77ZM112 246L114 247V249H113ZM233 246L234 247L237 246V247L234 248ZM259 246H261V247H259ZM135 247H138V248L136 249ZM242 247H243V249H242ZM41 248H42V250L49 249L50 251L46 250V251H48L47 254H46L45 250L42 251ZM69 248H71V249H69ZM83 248H84V250H83ZM103 248H105V249H103ZM57 249H59L60 251H58ZM123 249H124L125 252L123 251ZM223 249H224V251H222ZM226 249L228 251H226ZM55 250L58 251V252H56ZM117 250H120V251L118 252ZM138 250H140V251H138ZM67 251H69V252H67ZM83 251H85V252H83ZM250 251L252 252V254L249 256V254L251 253ZM260 251H262L263 253L261 252L262 253L261 254ZM39 252H42V253L44 252V254L39 253ZM247 252H249L248 256H247ZM257 252H258L259 256L257 255ZM82 253H86V254H83L84 257L82 255ZM125 253H126V255H125ZM233 253H235V254H233ZM240 253H242V254H240ZM49 254H51V255H49ZM72 254H73V256L70 257ZM131 254H132V256H131ZM225 254H226V256H225ZM232 254L234 256H236V257H234ZM46 255L49 256V258ZM74 255L76 256V258H75ZM143 255H145V257ZM242 255H243V257L246 255V258L247 257H251V258L245 259V257H244V260H245V263H244V261L241 259ZM50 256H54V257H50ZM62 256H64V257H62ZM77 256L78 257L81 256L82 258L80 259V257L78 258ZM162 256H165V257H163L164 259H162ZM223 256H224L225 259L223 258ZM69 257H70V259L73 258L72 260H74V258H75V260L77 259L76 260L77 262L76 261L74 262V261L70 260ZM112 257H113V259H112ZM114 257H115V259H114ZM137 257H139L138 259L140 261L137 259ZM143 257L146 258V259H143ZM158 257L160 258V260H159ZM252 257H254V258L252 259ZM41 258H42L43 261L41 260ZM50 258L51 259L53 258V259L51 260ZM54 258L57 259V260H55ZM61 258L62 259L64 258V259L61 260ZM120 258L121 259L123 258V259L120 260ZM126 258H129V259H126ZM148 258H149L150 261L148 260ZM38 259L40 260V262H39ZM58 259L60 261H62V262L59 263ZM65 259H67V261ZM161 259H162V262H161ZM229 259H231V261L233 263ZM250 259H252V260H250ZM118 260H119V262H117ZM235 260L237 261L236 263H235ZM246 260H247V262H246ZM68 261H71V262H68Z\"/></svg>",
    "mask_w": 264,
    "mask_h": 264
},
{
    "label": "bare ground",
    "instance_id": "bare-ground-1",
    "mask_svg": "<svg viewBox=\"0 0 264 264\" xmlns=\"http://www.w3.org/2000/svg\"><path fill=\"white\" fill-rule=\"evenodd\" d=\"M68 1H69V0H68ZM127 1H128V0H127ZM136 1H137V0H131V1H129V5H131V4L134 5V3H136ZM146 1H147V0H146ZM146 1H144V3H146ZM148 1H149V0H148ZM153 1H154V0H153ZM231 1H232V0H231ZM231 1H230V3H231ZM39 2H40V1H39ZM41 2H42V1H41ZM122 2H123V1H122ZM226 2H228V1H226ZM245 2H246V1H245ZM247 2H248V1H247ZM251 2H252V1H251ZM42 3H43V2H42ZM123 3H125V2H123ZM144 3H143V4H144ZM151 3H152V1H151ZM153 3H155V1H154ZM228 3H229V2H228ZM44 4H46V3L44 2L42 6H44ZM47 4H48V2H47ZM155 4H156V3H155ZM238 4H239V3H238ZM245 4H246V3H245ZM250 4H251V3H250ZM252 4H253V2H252ZM252 4H251V5H252ZM37 5H38V4H37ZM40 5H41V3H40ZM129 5H128V6H129ZM235 5H236V4H235ZM246 5H247V4H246ZM19 6H21V5H19ZM19 6H18V9H19ZM25 6H27V5H25ZM31 6H32V5H31ZM42 6H40V7L43 8ZM124 6H125V5H124ZM242 6H243V5H242ZM22 7H23V6H22ZM133 7H134V6H133ZM235 7H236V6H235ZM240 7H241V6H240ZM244 7H245V5H244ZM247 7H248V6H246L245 8H247ZM28 8H29V7H28ZM32 8H33V7H32ZM32 8H31V9H32ZM41 8H39V9H41ZM46 8L48 9V7H46ZM125 8H126V7H125ZM125 8H122V9L125 10ZM127 8H128V7H127ZM127 8H126V9H127ZM231 8H232V7H231ZM245 8H242V9L245 10ZM249 8H250V12H251V7H249ZM252 8H253L252 10H254V7H252ZM37 9H38V6H37ZM47 9H46V10H47ZM122 9H121V10H122ZM129 9H130V8H129ZM129 9H128V11H129ZM131 9H132V8H131ZM234 9H235V8H234ZM238 9H239V7H238ZM238 9H236V11H237ZM255 9H256V8H255ZM15 10H16V8H15ZM24 10H25V9H24ZM24 10H23V11H24ZM232 10H233V9H232ZM232 10H230V12H232ZM239 10H240V9H239ZM19 11H20V10H19ZM23 11L21 10V12H23ZM30 11H31V10H30ZM36 11H37V10H36ZM38 11H39V10H38ZM122 11H123V10H122ZM21 12H20V13L18 12V13H19V17H20V14H22ZM24 12H26V14H27V9H26V11H24ZM28 12H29V11H28ZM32 12H34V10H33ZM201 12H202V11H201ZM227 12H228V10H227ZM233 12H234V10H233ZM239 12H240V11H239ZM239 12H238V13H239ZM243 12H244V11H243ZM243 12H242V13H243ZM37 13H38V12H37ZM45 13H47V12H45ZM121 13H122V12H121ZM123 13H125V12L123 11ZM129 13H130V12H129ZM132 13H134V12H132ZM211 13H212V12H211ZM242 13H241V14H242ZM26 14H25V15H26ZM28 14H29V13H28ZM30 14H31V13H30ZM32 14H33V13H32ZM39 14H40V13H39ZM118 14H119V13H118ZM134 14H135V13H134ZM199 14H201V13H199ZM199 14H198V15H199ZM208 14H209V13H208ZM218 14H220V12H219ZM221 14H222V13H221ZM224 14H225V13H224ZM232 14H233V13H232ZM247 14H248V11H247ZM247 14H246V16H247ZM249 14H250V13H249ZM35 15H36V14H35ZM35 15H33V16H35ZM42 15H43V13H42ZM44 15H45V14H44ZM49 15H51V14L49 13ZM49 15H48V16H49ZM119 15H122V14H119ZM130 15H131V14H130ZM206 15H207V14H206ZM242 15H243V14H242ZM244 15H245V13H244ZM27 16H28V15H27ZM117 16H118V15H117ZM122 16H123V15H122ZM124 16H125V15H124ZM202 16H203V15H202ZM209 16H210V15H209ZM234 16H235V15H234ZM234 16H233V17H234ZM236 16L238 17L237 14H236ZM236 16H235V18H236ZM240 16H241V15H240ZM19 17H18V18H19ZM37 17H38V16H37ZM37 17H34V18H37ZM41 17H42V16H41ZM41 17H40V18H41ZM44 17L46 18L47 16L45 15ZM118 17H119V16H118ZM221 17H223V15H222ZM247 17H248V16H247ZM16 18H17V16H16ZM30 18H31V17H30ZM45 18H43V19H45ZM214 18H215V17H214ZM217 18H218V17H217ZM230 18H231V17H230ZM235 18H234V19H235ZM43 19H42V20H43ZM74 19H75V17H74ZM122 19H123V17H122ZM204 19H205V18H204ZM206 19H207V18H206ZM208 19H209V18H208ZM210 19H211V18H210ZM224 19H226V18H224ZM234 19H233V20H234ZM32 20H33V18H32ZM39 20H40V19H39ZM45 20H47V19H45ZM202 20H203V19H202ZM202 20H201V21H202ZM230 20H232V19H230ZM230 20H228V22H229ZM244 20H245V19H244ZM35 21H36V20H35ZM40 21H41V20H40ZM193 21H194V20H193ZM209 21H210V20H209ZM226 21H227V20H226ZM226 21H225V22H226ZM33 22H34V21H33ZM75 22H76V21H75ZM199 22H200V20H199ZM202 22H203V21H202ZM204 22H205V21H204ZM245 22H246V24H247V21H245ZM21 23H22V22H21ZM21 23H20V24H21ZM73 23H74V20H73ZM78 23H80V22H78ZM191 23H192V21H191L190 24H189L190 26H192ZM194 23H195V22H194ZM206 23H207V22H205V24H206ZM211 23H212V21H211ZM219 23H220V22H219ZM226 23H227V22H226ZM226 23L223 22V25H222L221 23H220V24H221L222 26H224V24H226ZM71 24H72V23H71ZM71 24H67V25H71ZM80 24H81V23H80ZM192 24H193V23H192ZM197 24H198V23H197ZM212 24H213V23H212ZM215 24H216V23H215ZM217 24H218V23H217ZM217 24H216V25H217ZM220 24H219V26H220ZM16 25H17V22H16ZM67 25H66V26H67ZM78 25H79V24H78ZM83 25H85V24H83ZM83 25L81 26V28L83 27ZM198 25H199V24H198ZM210 25H211V24H210ZM210 25H209V26H210ZM213 25H214V24H213ZM226 25H227V24H226ZM226 25H225V26H226ZM228 25H229V24H228ZM232 25H233V24H231V25H229V26H232ZM235 25H236V24H235ZM235 25H234V27H235ZM30 26H31V25H29V27H27V28H30ZM202 26H204V24H203ZM207 26H208V25H207ZM207 26H204V27L207 28ZM209 26H208V29H210ZM225 26H224V29H225ZM20 27H21V26H20ZM35 27H36V26H35ZM35 27L32 28V26H31L30 30L35 29ZM74 27H75V26H74ZM196 27H198V26H196ZM204 27H202V28H204ZM210 27H211V26H210ZM17 28H18V26H17ZM24 28H25V26H24ZM84 28L86 29L85 26H84ZM191 28H192V27H191ZM193 28H194V25H193ZM193 28H192V31H194ZM199 28H201V27H199ZM199 28H198V29H199ZM205 28H204V29H205ZM211 28H212V27H211ZM215 28H217V27H215ZM215 28H214V29H215ZM218 28H219V27H218ZM218 28H217V29H218ZM220 28H221V27H220ZM235 28H236V27H235ZM25 29H26V28H25ZM63 29H66V28H63ZM75 29H76V27H75ZM78 29H79V27H78ZM78 29H76V30L78 31ZM85 29H84V30H85ZM198 29H197V30L195 29V31H198ZM217 29H215V30H217ZM222 29H223V27H222ZM224 29H223V31H224ZM226 29H228L227 26H226ZM226 29H225V30H226ZM231 29H232V27L230 28V30H231ZM233 29H234V28H233ZM233 29H232V30H233ZM68 30H69V29H68ZM186 30H187V29H186ZM215 30H214V31H215ZM219 30H220V29H219ZM232 30H231V31H232ZM47 31H48V30H47ZM72 31H73V33H74L75 30H72ZM80 31H81V30H80ZM82 31H83V29H82ZM85 31H86V30H85ZM187 31H190L189 28H188ZM187 31L185 32V30H184L183 32H184V33H187ZM192 31L189 32V33L192 34ZM195 31H194V32H195ZM201 31H202V29H201ZM203 31H204V30H203ZM206 31H208V30L206 29ZM206 31H204V33H201V32L199 31V33L204 35V34H207ZM209 31H210V30H209ZM211 31H213V30H211ZM214 31H213V32H214ZM221 31H222V30H221ZM235 31H236V30L234 29V32H235ZM27 32H28V31L26 30V32H24V33H27ZM63 32H64V31H63ZM70 32H71V30H70ZM70 32H67V34L70 33ZM88 32H89V33H88L87 35L91 34L92 31H91V32L88 31ZM205 32H206V33H205ZM227 32H229V31H227ZM24 33H23V34H24ZM65 33H66V32H65ZM73 33H72V34H73ZM77 33H78V32H77ZM102 33H103V32H102ZM196 33H198V32H196ZM196 33H195V34H196ZM199 33H198V34H199ZM218 33H219V32H218ZM222 33H223V32H222ZM225 33H226V32H225ZM47 34H48V33H47ZM67 34H65V36H66ZM93 34H94V33H93ZM96 34H98V33H96ZM96 34H95V35H96ZM99 34L101 35V33H99ZM182 34H183V33H182ZM182 34L180 35V37L182 36ZM193 34H194V33H193ZM68 35H69V34H68ZM70 35H71V34H70ZM70 35H69V37L67 36L69 40H72V41H73V42H70V41L68 40L70 43H74V45H76V44H80L81 42H83V41H82L83 39L80 40V38H78L77 36H74L75 34H73V35H71V36H70ZM76 35H77V34H76ZM83 35H85V34H83ZM87 35H86V36H87ZM100 35H99V36H100ZM203 35H202V36H203ZM207 35H208V34H207ZM215 35H217V33H216ZM220 35H221V34H220ZM220 35H218V36H220ZM262 35H264V34L262 33ZM26 36H27V35H26ZM28 36H29V35H28ZM46 36H48V35H46ZM63 36H64V35H63ZM96 36H97V35H96ZM106 36H107V35H106ZM109 36H110V35H109ZM183 36H184V35H183ZM183 36L181 37V38H183V39H184V38H185V39L190 38V36L187 37L188 35H186L185 37H183ZM192 36H193V35H192ZM210 36H211V33H210ZM210 36H209V37H210ZM260 36H261V35H260ZM24 37H25V35H24ZM49 37H51V35H49L47 38H49ZM79 37H80V36H79ZM81 37H82V36H81ZM89 37H90V36H89ZM186 37H187V38H186ZM195 37H196V36H195ZM204 37H205V36H204ZM207 37H208V36H207ZM209 37H208V38H209ZM212 37H213V36H212ZM212 37H211V38H212ZM220 37H222V36H220ZM85 38H86V37H85ZM90 38H92V37H90ZM101 38H102V37H101ZM106 38H107V37H106ZM111 38H114V37H111ZM191 38H192V37H191ZM196 38H197V37H196ZM196 38H194V40H195ZM201 38H202V37L199 36L198 39H201ZM211 38H210V39H211ZM215 38H217V39H219V40L222 39V38H218V37H215ZM215 38H214V39H215ZM27 39H28V38H27ZM43 39H44V38H43ZM49 39L51 40V38H49ZM86 39H88V38H86ZM86 39H85V40H86ZM95 39H97V38H95ZM99 39H100V38H99ZM103 39H105V38H103ZM185 39H184V40H185ZM198 39H197V40H198ZM202 39H203V38H202ZM205 39H206V38H205ZM212 39H213V38H212ZM261 39H262V38H260V40H261ZM44 40H46V37H45ZM85 40H84V42H86ZM101 40H102V39H101ZM105 40H106V39H105ZM105 40H102V41H105ZM112 40H114V39H112ZM194 40H193V43H191V45L195 43L196 40H195V41H194ZM219 40H217V41H219ZM30 41L32 42L33 40H29V41L27 40V42L31 43ZM47 41H48V40H47ZM47 41H46V42H47ZM64 41H65V40H64ZM66 41H67V40H66ZM87 41H88V42H89V41L91 42V40H87ZM110 41H111V40H110ZM114 41H115V40H114ZM116 41H117V39H116ZM181 41H182V40H181ZM186 41H189V40H186ZM190 41H192V40H190ZM190 41H189V42H190ZM214 41H215V40H214ZM221 41H222V40H221ZM258 41H259V40H258ZM258 41H256V42H258ZM33 42H34V41H33ZM96 42L98 43V41H96ZM198 42H200V41H198ZM259 42H260V41H259ZM29 43H27V44H29ZM51 43H52V42H51ZM97 43H96V44H97ZM116 43H117V42H116ZM116 43H115V44H116ZM182 43H183V41H182ZM187 43H188V42H187ZM204 43H205V42H204ZM204 43H203V44H204ZM206 43H208V41H206ZM206 43H205V44H206ZM217 43H218V42H217ZM44 44H45V43H44ZM44 44H43V45H44ZM47 44H48V42H47ZM47 44H45V45H47ZM63 44H65V43H63ZM94 44H95V43H93V45H94ZM195 44H196V43H195ZM200 44L203 46L202 43H200ZM208 44H210V43H208ZM35 45H36V42H35ZM59 45H61V44H59ZM68 45H69V44H68ZM71 45H73V44H71ZM71 45H70V46H71ZM83 45H87V43H85V44L83 43ZM83 45H81V44H80L79 46L77 45V48L80 47V49H78V51L80 50V51H79L80 53H81V52L83 53L84 49L87 48V46H85L86 48H83V47H84ZM93 45H92V46H93ZM116 45H117V44H116ZM118 45H119V44H118ZM182 45H184V44H182ZM187 45L189 46L190 44L188 43ZM201 45H200V47H201ZM206 45H207V44H206ZM210 45H211V44H210ZM31 46H32V44H31ZM53 46H54V45H53ZM88 46H89V45H88ZM103 46H108V47L105 48V49H103ZM184 46L187 47L186 45H184ZM184 46H183V47H184ZM192 46H193V45H192ZM197 46L199 47V45H197ZM204 46H205V45H204ZM212 46H214V45H212ZM212 46H211V47H212ZM35 47H36V49H37V46H35ZM54 47H55V46H54ZM60 47H62V45H61ZM66 47H67V46H66ZM71 47H72V46H71ZM73 47H74V46H73ZM114 47H115L114 45L112 46V45H110V43L107 44V43H104V42H103L102 44H100V46L98 45V46H94V47H92V48H97V49H96V51H91V52H90V56H89V58H88L89 60H88L87 62H91V61H92V56H95V55H102L101 58H100V57H98V58L96 57L97 59H93V63H96V64L98 63V61H101L102 58L106 59V58H109V57H113V56H115V55L117 54L116 52H115L116 54L112 53V55L114 54L113 56L111 55V52H112V50L114 49ZM119 47H120L119 49H122V48H121L122 46H119ZM189 47H190V46H189ZM200 47H199V48H200ZM208 47H209V46H208ZM208 47H207V48H208ZM24 48H25V47H24ZM32 48H33V47H32ZM39 48H40V47H39ZM42 48H43V46H42ZM46 48H49V47H46ZM46 48H45V50L41 49L40 53L38 52L39 54H37V53H36V55L33 54L34 56H32V55L30 54L32 57L29 56V54H28V57H25L23 60H21V64H20V65H16V64H15L16 66H14V67H17L18 70H17V71L14 70V72H16V73H17V72H18V73H20V72H21V73H24V72H28V71H31V72L33 71L34 75L36 76L37 73H38V71H39V70H42L43 65H47V66H48L49 64H51V63H48V61L51 60V59H50V56L52 57L54 52L52 51L53 53H51V51H50V50H51V47H50V49H46ZM52 48H53V47H52ZM63 48H64V47H63ZM88 48H90V47H88ZM88 48H87V49H88ZM191 48H192V47H191ZM193 48H194V47H193ZM28 49H30V48H28ZM33 49H34V48H33ZM36 49H35V50H36ZM60 49H62V48H60ZM65 49H67V48H65ZM75 49H76V47H75ZM75 49H73V50H75ZM119 49H118V50H119ZM188 49H189V48H188ZM196 49H197V48H196ZM204 49H205V48H204ZM209 49H210V48H208V50H209ZM35 50H31V51H35ZM42 50H43V51H42ZM52 50H53V49H52ZM73 50H72V52H73ZM76 50H77V49H76ZM90 50H91V48H90ZM123 50H124V49H123ZM186 50H187V49H186ZM190 50H191V49H190ZM190 50H188V52H189ZM194 50H195V49H194ZM194 50H193V53L196 52V51H194ZM216 50H217V49H216ZM25 51H27V49H26ZM28 51H29V50H28ZM31 51H30V52H31ZM37 51H38V50H37ZM49 51H50V52H49ZM54 51L57 52L56 49H55ZM66 51H67V50H65L64 53H65ZM69 51H71V50H69ZM69 51H68V52H69ZM119 51H121V50H119ZM124 51H126V49H125ZM201 51L205 53L206 49H205V51H203V50L201 49ZM214 51H215V50H214ZM61 52H62V50H61ZM61 52H60V53H61ZM74 52H75V51H74ZM184 52H185V51H184ZM188 52H186V53H188ZM197 52H198V53L193 54V56H198L199 54H203L202 52L200 53L199 50H198ZM206 52H207V51H206ZM22 53H23V52H22ZM22 53H21V54H22ZM31 53H33V52H31ZM70 53H71V52H70ZM75 53H76V52H75ZM88 53H89V52H88ZM125 53H127V52H125ZM19 54H20V53H19ZM23 54H24V53H23ZM26 54H27V53H26ZM66 54H67V53H66ZM68 54H69V53H68ZM84 54H85V53H84ZM128 54H129V53H128ZM196 54H197V55H196ZM208 54H209V53H208ZM16 55H17V54H16ZM58 55L61 56V54H58ZM81 55H82V54H81ZM81 55H80V56H81ZM86 55H87V54H86ZM117 55H122V53L120 52V53H118ZM185 55H186V54H185ZM188 55H189V54H188ZM190 55H191V51H190ZM190 55H189V56H190ZM17 56H19V55H17ZM17 56H16V57H17ZM22 56H23V55H22ZM64 56H65V55H64ZM77 56H78V55H77ZM189 56H188V57H189ZM55 57H57V56H55ZM66 57H67V56H66ZM74 57H75V56H74ZM74 57H73V58H74ZM84 57H85V56H84ZM84 57H83V58H84ZM116 57H117V56H116ZM190 57H191V56H190ZM64 58H65V57H64ZM114 58H115V57H114ZM127 58H128V56H127ZM127 58H126L124 61H126ZM130 58H131V57H130ZM81 59H82V58H81ZM104 59H103V60H104ZM110 59H111V58H110ZM253 59H254V58H253V56H252V60H253ZM65 60H66V59H65ZM131 60H132V59H131ZM137 60H138V59H137ZM250 60H251V59H250ZM74 61L76 62V59H75ZM94 61H97V62H94ZM128 61H129V60H128ZM128 61H127V62H128ZM133 61H134V59H133ZM135 61H136V59H135ZM11 62H12V61H11ZM11 62H10V63H11ZM15 62H16V61H15ZM70 62H71V60H70V58H68V61H66V62L63 63V64H64V65H67V63L70 64ZM81 62H82V63H87V62H83V60H82ZM138 62H139V61H138ZM254 62H255V61H254ZM254 62H253V63H254ZM261 62H262V61H260V63H261ZM54 63H55V64H58V63H56V62H54ZM54 63H53V65H54ZM93 63L91 62V63H88V64H86V65L88 66V65H91V64H93ZM125 63H126V62H125ZM134 63H135V62H134ZM251 63H252V61H251ZM258 63H259V62H258ZM36 64H38V66H36ZM72 64H73V63H72ZM76 64H77V63H76ZM80 64H81V63H80ZM121 64H122V63H121ZM137 64H138V63H137ZM255 64H256V62H255ZM255 64H254V65H255ZM261 64H264V62L261 63ZM12 65H14V64L12 63ZM86 65H85V66H86ZM138 65H139V64H138ZM138 65H137V66H138ZM248 65L250 66V63H249ZM251 65H252V64H251ZM258 65H259V64H258ZM258 65L256 64V66H258ZM51 66H52V65H51ZM56 66H57V65H56ZM85 66H83V67H85ZM134 66H136V64H135ZM137 66H136V67H137ZM256 66H255V67H256ZM259 66H260V65H259ZM261 66H262V65H261ZM8 67L10 68V66H8ZM65 67H67V66H65ZM80 67H81V66L78 67V65H77L76 68H74V67H72V68H70V69H69V67H67V68H62V69H64V70H63L64 72L61 71L62 73L59 74V75H63V76L65 77V75L73 73L74 70H76V69H78V68H80ZM127 67H128V66H127ZM127 67H126V68H127ZM129 67H132V66H129ZM129 67L127 68V70L129 69ZM136 67H133V69H135ZM138 67H139L138 69H140L141 65H139ZM1 68H2V67H1ZM1 68H0V69H1ZM3 68H4V67H3ZM3 68H2L1 70H3ZM6 68H7V67H6ZM9 68H8V69H9ZM11 68H13V67H11ZM49 68H50V67H49ZM59 68H60V67H59ZM59 68H58V69H59ZM116 68H117V67H116ZM118 68H119V67H118ZM123 68L126 69L125 67H123ZM123 68L120 67L119 70H120V69H123ZM163 68H164V67H162V69H163ZM252 68H253V66H252ZM259 68H261V67H259ZM259 68H258V69H259ZM262 68H263V67H262ZM15 69H16V68H15ZM53 69L55 70V68H53ZM133 69H132V70H133ZM160 69H161V68H160ZM160 69H159V71L162 70V69H161V70H160ZM168 69H169V68H168ZM168 69H166V70H168ZM170 69H171V68H170ZM174 69L176 70L177 68H174ZM174 69H173V70H174ZM246 69H247V66H246ZM246 69H245L244 71H247ZM255 69H257V67H256ZM11 70H12V69H11ZM56 70H57V69H56ZM79 70H80V69H79ZM130 70H131V69H130ZM163 70L165 71V69H163ZM171 70H172V69H171ZM173 70H172V71H173ZM177 70L179 71V69H177ZM249 70H250V69H249ZM262 70H263V69H262ZM3 71H4V70H3ZM49 71H50V70H49ZM115 71H116V69L114 70V72H115ZM117 71H118V69H117ZM120 71H121V70H120ZM120 71H119V72H120ZM128 71H129V70H128ZM133 71H134V70H133ZM139 71H140V70H139ZM139 71H138V72H139ZM172 71H171V72H172ZM181 71H183V70H181ZM244 71H243V72H244ZM254 71H255V70L253 69V72H254ZM11 72H13V70H12ZM14 72H13V73H14ZM44 72H47V70H46V71L44 70ZM76 72H77V71H76ZM114 72H112V73L114 74ZM121 72H122V71H121ZM121 72H120V73H121ZM130 72H131V71H130ZM135 72H136V71H135ZM165 72H166V71H165ZM183 72H184V71H183ZM183 72H182V73H183ZM185 72H186V71H185ZM243 72H242V73H243ZM255 72H256V71H255ZM259 72H260V71H259ZM1 73H2V71H1ZM1 73H0V76H1ZM5 73H7V72H5ZM5 73H4L3 75H5ZM9 73H10V72H9ZM40 73H41V72H40ZM55 73H56V71H55ZM120 73H119V75H120ZM123 73H125V72H123ZM123 73H122V74H123ZM160 73H161V72H160ZM162 73H163V71H162ZM162 73H161V74H162ZM175 73H176V72H175ZM175 73H174V74H175ZM182 73H181V74H182ZM190 73H191V72H190ZM190 73H189V74H190ZM249 73H250V72H249ZM31 74H32V73H31ZM117 74H118V73H117ZM127 74H128V73H127ZM137 74H138V73H137ZM161 74H160V75H161ZM172 74H173V73H172ZM174 74H173V75H174ZM181 74H180V75H181ZM186 74H188V72H187ZM189 74H188V75H189ZM191 74H192V73H191ZM193 74H194V73H193ZM247 74H248V73H247ZM251 74H252V72H251ZM258 74H259V73H258ZM258 74H257V75H258ZM3 75H2V77L4 78L5 76H3ZM48 75H49V74H48ZM123 75H124V74H123ZM131 75H132V74H131ZM163 75H164V74H163ZM178 75H179V73H178ZM183 75H184V74H183ZM236 75H238V74H235V76H236ZM240 75H241V74H240ZM243 75H244V74H243ZM249 75H250V74H249ZM252 75H253V74H252ZM252 75H251V76H252ZM11 76H12V75H11ZM22 76H23V74H22ZM26 76H27V75H26ZM35 76H34V77H35ZM49 76H52V75H49ZM55 76H56V75H55ZM69 76H70V75H69ZM115 76H116V75H115ZM115 76H114V77H115ZM124 76H125V75H124ZM161 76H162V75H161ZM170 76H171V75H170ZM170 76H169V77H170ZM185 76H187V75H185ZM254 76H255V75H254ZM259 76H261V77H259V78L256 80L255 83H253V82L250 83V84H251V88L254 87V86H256V85H258V86L264 85V71H263V73L260 74ZM2 77H1V79H2ZM13 77H14V76H13ZM15 77H16V76H15ZM17 77H18V76H17ZM52 77H53V76H52ZM134 77H135V75H134ZM136 77H137V76H136ZM165 77H166V76H165ZM167 77H168V75H167ZM171 77H172V76H171ZM171 77H170V78H171ZM176 77H178V76H176ZM243 77H244V76H243ZM252 77H253V76H252ZM257 77H258V76H257ZM7 78H8V77H7ZM35 78H36V77H35ZM35 78H34V79H35ZM38 78H39V77H38ZM45 78H46V77H45ZM61 78H62V77H61ZM115 78H116V77H115ZM120 78H121V75H120ZM126 78H129V77H126ZM130 78H131V80H132V77H131V76H130ZM138 78H139V77H138ZM159 78H160V77H159ZM159 78H158V79H159ZM161 78H162V77H161ZM170 78H169V79H170ZM173 78H174V76H173ZM183 78H184V77H183ZM8 79H9V78H8ZM42 79H43V78H42ZM42 79L40 80L41 83H42ZM54 79H55V78H54ZM64 79H65V78H64ZM165 79H166V78H165ZM188 79H189V77H188ZM196 79H197V78H196ZM243 79H244V78H243ZM251 79L254 80V78H251ZM251 79H250V80H251ZM255 79H256V77H255ZM262 79H263V80H262ZM4 80H5V79H4ZM6 80H7V79H6ZM30 80H31V79H30ZM30 80H29V81H30ZM46 80H47V79H46ZM114 80H115V79H114ZM114 80H112L113 83L115 82ZM121 80H122V79H121ZM123 80H124V79H123ZM160 80H161V79H160ZM163 80H164V79H163ZM163 80H162V81H163ZM167 80H168V79H167ZM174 80H175V79H174ZM190 80H191V79H190ZM240 80H242V79H240ZM240 80H239V82H240ZM245 80H246V77H245ZM247 80H248V79H247ZM20 81H22V80H20ZM34 81H35V80H34ZM43 81H44V80H43ZM60 81H62V80H60ZM118 81H120V80H118V77H117V82H118ZM125 81H126V80H125ZM129 81H130V80H129ZM168 81H170V80H168ZM176 81H177V79H176ZM186 81H187V80H186ZM191 81H193V80H191ZM196 81H197V80H196ZM199 81H200V80H199ZM235 81H236V80H235ZM5 82H6V81H5ZM7 82H8V81H7ZM7 82H6V83L3 82V83H4V84H7ZM9 82L11 83V81H9ZM15 82H16V81H15ZM25 82H26V81H25ZM32 82H33V81H32ZM36 82H37V81H36ZM121 82H122V81H121ZM126 82H127V81H126ZM138 82H139V81H138ZM138 82H137V83H138ZM170 82H171V81H170ZM197 82H198V81H197ZM244 82H245V81H244ZM248 82H249V81H248ZM248 82H246V83H248ZM1 83H2V81L0 82V84H1ZM28 83H29V82H28ZM107 83H108V82H107ZM109 83H110V81H109ZM122 83H123V82H122ZM129 83H131V82H129ZM137 83H136V82H135V84L133 83L134 86H135V88L137 87L136 85H138V86L141 85L140 82H139L140 85L137 84ZM163 83H164V82H163ZM172 83H173V82H172ZM175 83H177V82H175ZM175 83H174V84H175ZM178 83H179V82H178ZM187 83H188V82H187ZM190 83H192V82H190ZM193 83H194V82H193ZM193 83H192V85H193ZM199 83H200V82H199ZM229 83H230V82H229ZM8 84H9V83H8ZM42 84H44V83H42ZM142 84H143V83H142ZM159 84H160V83H159ZM167 84H168V82H167ZM167 84H166V88H167V86L169 85V84H168V85H167ZM197 84H198V83H197ZM233 84H234V83H233ZM233 84H230V86H231V85L233 86ZM239 84L242 85V83H239ZM248 84H249V83H248ZM2 85H3V84H1V86H2ZM10 85L12 86V83H11ZM28 85H29V84H28ZM31 85H32V84H31ZM33 85H34V84H33ZM127 85H129V86H128L129 88H133V87H134V86H131V87H130L131 84H127ZM164 85H165V84H164ZM171 85H172V84H171ZM184 85H186V84L184 83ZM189 85H190V84H189ZM195 85H196V84H195ZM3 86H4V85H3ZM113 86H114V85H113ZM115 86L117 87V86H120V85L118 84V85H115ZM115 86H114V88H115ZM121 86H122V85H121ZM121 86H120V87H121ZM125 86H126V85H125ZM125 86H123V87H125ZM161 86H162V85H161ZM178 86L180 87V84H179ZM234 86H235V84H234ZM244 86H245V85H244ZM5 87H6V86H5ZM5 87H2L1 90L4 89ZM8 87H9V86H8ZM25 87H26V86H25ZM102 87H103V86H101V88H102ZM107 87H109V86L107 85ZM107 87H106V88H107ZM110 87H111V86H110ZM110 87H109V88H110ZM140 87H141V86H140ZM242 87H243V86H241V88H239V89H242ZM248 87H249V86H248ZM14 88H15V86H14ZM14 88H13V89H14ZM17 88H18V87H17ZM109 88H108V89H109ZM129 88H128V89H129ZM244 88H245V87H244ZM256 88H257V87H256ZM8 89H9V88H8ZM94 89H95V88H94ZM104 89H105V86H104ZM104 89H103V90H104ZM157 89H159V88H157ZM157 89H156V92H157ZM161 89H162V88H161ZM168 89H169V88H168ZM172 89H173V88H172ZM181 89H182V88H181ZM261 89H262V88H261ZM261 89H259V91H260ZM5 90H6V89H5ZM5 90H3V91H5ZM20 90H21V89H20ZM90 90H91V89H90ZM99 90H100V89H98V91H99ZM112 90H113V89H112ZM114 90H115V89H114ZM125 90H127V89L125 88ZM130 90H131V89H130ZM174 90H175V89H174ZM194 90H196V89H194ZM245 90H246V89H245ZM263 90H264V89H263ZM3 91H2V93H3ZM11 91H13V90H11ZM15 91H16V89H15ZM49 91H50V90H49ZM56 91H57V90H56ZM56 91H53V92H54V93H58V92H56ZM60 91H61V90H60ZM91 91H92V90H91ZM95 91L97 92V90H95ZM95 91H94V92H95ZM108 91H109V90H108ZM150 91H152V90H150ZM159 91H160V90H159ZM166 91H168V90L166 89ZM172 91H173V90H172ZM236 91H237V90H236ZM248 91H249V90H248ZM248 91H247V92H248ZM0 92H1V91H0ZM40 92H41V91H40ZM47 92H48V91H47ZM47 92H44V95H45V93H47ZM53 92H52V93H53ZM79 92H82V90L79 91ZM89 92H90V91H89ZM123 92H125V91L121 89V90H118V91H116V92L114 91V92L110 93L108 96H106V95H105V96H106V98H107V97H114V96H116V95H118V94H120V93H123ZM127 92H128V90H127ZM148 92H149V91H148ZM152 92H153V91H152ZM152 92H151V93H152ZM162 92H163V91H162ZM164 92H165V90H164ZM164 92H163V93H164ZM200 92L203 93L204 91L202 92V90H201ZM207 92H208V91H206V93H207ZM242 92H243V91H242ZM255 92H256V91H255ZM255 92H254V93H255ZM6 93H7V91H6ZM19 93H20V96H21L22 91H19ZM42 93H43V91H42ZM61 93H62V91H61ZM83 93H84V92H83ZM100 93H101V92H100ZM100 93H99V94H100ZM146 93H147V92H146ZM153 93H155V91H154ZM158 93H159V92H158ZM158 93H157V94H158ZM160 93H161V92H160ZM165 93H166V92H165ZM165 93H164L163 95H165ZM168 93H169V91H168ZM193 93H194V92H193ZM197 93H198V92H197ZM261 93H262V92L260 91V95H261ZM0 94H1V93H0ZM11 94H12V93H9L8 95H11ZM14 94L16 95V94H18V93H14ZM34 94H35V93H34ZM38 94H39V93H38ZM49 94L51 95V92H49ZM64 94H65V92H64ZM74 94H76L75 96H78L76 92H75ZM88 94H89V93H88ZM99 94H98V95H99ZM147 94H148V93H147ZM161 94H162V93H161ZM238 94H239V96H238V95H237V96L240 97V93H238ZM35 95H36V94H35ZM54 95H55V94H54ZM59 95H60V92H59ZM65 95H67V94H65ZM68 95H69V94H68ZM89 95H90V94H89ZM94 95H95V93H94ZM125 95H126V94H125ZM125 95H124V96H125ZM158 95H159V94H158ZM168 95H169V94H168ZM195 95H196V94H195ZM201 95H203V97H204L205 94H201ZM246 95H247V94H246ZM246 95H245V96H246ZM248 95L251 96V94H248ZM256 95H257V93H256ZM256 95H255V96H256ZM1 96H2V94H1ZM4 96H5V94H4ZM12 96H13V94H12ZM24 96H25V95H24ZM38 96H39V95H38ZM38 96H37V99L40 98V97H38ZM45 96H48V95H45ZM81 96H83V95H81ZM92 96H93V95H92ZM92 96H91V97H92ZM100 96H101V95H100ZM100 96H99V98H98L97 100H101V97H100ZM166 96H167V95H166ZM186 96H188V95H186ZM197 96L199 97V93L197 94ZM197 96H196V97H197ZM206 96H209V94L206 95ZM255 96H254V97H255ZM257 96H259V95H257ZM257 96H256V97H257ZM262 96H263V95H262ZM262 96H260V97H262ZM6 97H7V96H6ZM17 97H18V96H17ZM17 97H16V96L14 97V99L16 98L15 101H16V100L18 101V99L20 98V97H19V98L17 99ZM43 97H44V96H43ZM54 97H55V96H54ZM56 97H57V96H56ZM65 97H66V96H65ZM68 97H69V96H68ZM79 97H80V94H79ZM79 97H78V98L76 97L77 100L80 99ZM96 97H98V96H96ZM148 97H149V96H148ZM153 97H154V96H153ZM153 97H152V98H153ZM190 97L192 98V97H193V94H192ZM196 97H195V98H196ZM198 97H197V99H198ZM209 97H210V96H209ZM213 97H215V96L213 95ZM241 97H242V95H241ZM0 98H1V97H0ZM4 98H5V97L2 98V102H3ZM9 98H11V97H9ZM21 98L23 99V97H21ZM44 98H45V97H44ZM49 98H50V97H49ZM49 98H48V99H49ZM52 98H53V97H52ZM63 98H64V97H63ZM70 98H71V97H70ZM81 98H82V97H81ZM120 98H121V96H120ZM145 98H147V97H145ZM152 98H151V99H152ZM157 98H159V97H157ZM160 98H161V97H160ZM167 98H168V97H167ZM170 98H171V97H169V99H170ZM181 98H182V97H181ZM187 98H189V97H186L185 99H187ZM191 98H190V99H191ZM246 98H247V97H246ZM249 98H251V97H249ZM249 98H248V99H249ZM252 98H253V97H252ZM252 98H251V99H252ZM258 98H259V97H258ZM258 98H257V99H258ZM25 99H26V98H25ZM41 99L43 100L42 97H41ZM46 99H47V98H46ZM50 99H51V98H50ZM71 99H72V98H71ZM74 99H75V98H74ZM102 99L104 100L105 98H102ZM118 99H119V98H118ZM118 99H117L116 101H118ZM121 99H122V98H121ZM142 99H143V98H142ZM148 99H149V98H148ZM153 99H154V98H153ZM192 99H193V98H192ZM210 99H211V98H210ZM210 99H209V100H210ZM251 99H250V100H251ZM253 99H254V98H253ZM255 99H256V98H255ZM255 99H254V100H255ZM5 100H8V99H5ZM5 100H4V102H6ZM11 100H12V99H11ZM11 100H10V101H11ZM33 100H34V98H33ZM39 100H40V99H39ZM42 100H41V101H42ZM55 100H56V99H55ZM61 100H63V99H61ZM67 100H68V99H67ZM75 100H76V99H75ZM75 100H72V102L70 101L71 103H68V105H67V104H66V105L69 106V105L71 104V105L75 106V105H77V103L80 102V100H79V102L75 103V102H74ZM77 100H76V101H77ZM86 100H87V99H86ZM154 100H155V99H154ZM156 100H157V99H156ZM162 100H163V99H162ZM162 100H161V102H162ZM167 100H168V99H167ZM167 100H166V97H165V101H166V102H167ZM171 100H172V99H171ZM173 100H175V99H173ZM173 100H172V102H174ZM195 100H196V99H195ZM209 100H208V102H209ZM246 100H247V99H246ZM246 100H245V101H246ZM0 101H1V99H0ZM37 101H38V100H37ZM46 101H47V100H46ZM59 101H60V100H59ZM144 101H145V100H144ZM157 101H158V100H157ZM157 101H156V102H157ZM186 101H190V100L188 99V100H186ZM196 101H197V100H196ZM248 101H249V100H248ZM257 101H258V100H257ZM34 102H36V100H34ZM34 102H33V103H34ZM39 102H40V101H39ZM43 102H45V100L41 102L42 105H43ZM48 102H49V101H48ZM56 102H57V101H56ZM63 102H64V101H63ZM81 102H82V99H81ZM81 102H80V103H81ZM86 102H87V101H86ZM95 102H96V101H95V99H94V102L92 101V103L95 104ZM99 102H100V101H98V103H99ZM114 102H115V101H114ZM148 102H149V101H147V103H148ZM151 102L154 103L153 100H152ZM159 102H160V101H159ZM161 102H160V103H161ZM181 102H182V100H181ZM252 102H254V101H252ZM36 103H37V102H36ZM51 103H52V101H51ZM53 103H54V101H53ZM66 103H67V102H66ZM88 103H89V104L91 103L90 100H88ZM88 103H87V104H88ZM144 103H146V102H144ZM152 103H151V104H152ZM157 103H158V102H157ZM162 103H163V102H162ZM162 103H161V104H162ZM176 103H177V102H176ZM193 103H194V102H193ZM197 103H198V102H197ZM199 103H200V102H199ZM199 103H198V104H199ZM249 103H250V101H249ZM27 104H31V102H30V103L28 102ZM27 104H26V105H27ZM59 104H60V103H59ZM61 104H62V101H61ZM61 104H60V105H61ZM64 104H65V103H64ZM82 104H85V103L83 102ZM96 104H97V103H96ZM195 104H196V102H195ZM195 104H194V105H195ZM5 105H6V104H5ZM39 105H40V104H39ZM44 105H45V104H44ZM47 105H48V104H47ZM50 105H51V104H50ZM53 105L55 106V104H52L51 106H53ZM71 105H70V106H71ZM80 105H81V104H80ZM85 105H86V104H85ZM144 105H145V104H144ZM152 105H153V104H152ZM168 105H170V103H168ZM174 105H175V103H174ZM183 105H184V102H183ZM196 105H197V104H196ZM200 105H201V104H200ZM237 105H238V104H237ZM239 105L241 106V104H239ZM239 105H238V106H239ZM30 106H33V105H30ZM40 106H41V105H40ZM61 106H63V105H61ZM61 106H60V107H61ZM67 106H66V108H67ZM171 106H172V104H171ZM176 106H177V105H176ZM198 106H199V105H198ZM198 106H197V107H198ZM243 106H244V105H243ZM243 106H242V107H243ZM250 106H251V104H250ZM256 106H257V105H256ZM256 106H255V108H256ZM258 106H259V105H258ZM260 106H261V104H260ZM262 106L264 107V103H263ZM14 107H15V106H14ZM18 107H19V106H18ZM18 107L16 106L15 108L17 109ZM21 107H22V106H21ZM28 107H29V105H28ZM43 107H44V106H43ZM43 107H42V108H43ZM55 107H56V106H55ZM64 107H65V106H64ZM64 107H62V108H64ZM146 107H147V106H146ZM150 107H151V106H150ZM180 107H182V106H180ZM195 107H196V106H194V108H195ZM197 107H196V108H197ZM233 107H235V106L233 105ZM247 107H248L247 109H249V106H247ZM252 107H253V106H252ZM252 107H251V108H252ZM263 107H262V109H263ZM23 108H24V107H23ZM23 108H22V109H23ZM42 108H41V113H39V116L36 115V114H32V113L35 112L36 110H35V111H30L29 113H30V115H32V116H29V115L27 116V115H26V117H25L23 120L26 119V121H27V120H28V121H29V120L34 121V120H37V119L46 118L48 115H46L45 112H43L44 110H42ZM48 108H49V107H48ZM50 108H51V107H50ZM62 108H61V109H62ZM68 108H69V107H68ZM147 108H148V107H147ZM155 108H156V107H155ZM171 108H172V107H171ZM245 108H246V107H245ZM251 108L249 109L250 113H251V110L253 109V108H252V109H251ZM257 108H258V107H257ZM20 109H21V108H20ZM22 109H21V111H22ZM27 109H28V108H27ZM30 109H31V108H30ZM35 109H36V108H35ZM44 109H45V108H44ZM51 109H52V108H51ZM51 109H50V110H51ZM54 109H55V108H54ZM56 109L58 110L59 108L57 107ZM56 109H55L53 112H55ZM61 109H60V110H61ZM71 109H72V108H71ZM85 109H86V108H85ZM117 109H118V108H117ZM123 109H124V108H123ZM158 109H159V108H158ZM166 109H167V108H166ZM169 109H170V107H169ZM175 109H179V108H176V107H175ZM175 109H174V110H175ZM234 109H235V108H234ZM247 109H246V110H247ZM11 110H12V109H11ZM31 110H33V108H32ZM48 110H49V109H48ZM110 110H111V109H110ZM110 110H109V113H110ZM119 110H121V109L119 108ZM124 110H125V109H124ZM171 110H172V109H171ZM237 110H238V108H237ZM242 110H245V109L243 108ZM260 110H261V109H260ZM7 111H8V110H7ZM21 111H20V112H21ZM25 111H26V110H25ZM111 111H113V110H111ZM130 111H131V110H130ZM235 111H236V110H235ZM238 111H239V110H238ZM247 111H248V110H247ZM247 111H246V112H247ZM23 112H24V110H23ZM38 112H39V111H38ZM51 112H52V110H51ZM115 112H116V110H115ZM117 112H119V111H117ZM117 112H116V113H117ZM155 112H156V111H155ZM218 112H219V111H218ZM236 112H237V111H236ZM239 112L241 113V111H239ZM242 112H243V111H242ZM263 112H264V110H263ZM12 113H13V111H12ZM14 113H15V111H14ZM18 113H19V112H18ZM21 113H22V112H21ZM47 113H48V112H47ZM109 113H108V114H109ZM128 113H129V112H128ZM153 113H154V112H153ZM162 113H163V112H162ZM240 113H239V114H240ZM40 114H41V115H40ZM55 114H56V112L54 113V115H55ZM58 114H59V111H58ZM113 114H114V113H113ZM113 114H112L111 116H113ZM156 114H157V113H156ZM168 114H169V113H168ZM168 114H166V115H168ZM170 114H173V113H170ZM215 114H216V117H217L218 114H220V112H219L218 114H217V112H216ZM243 114H245V113H243ZM260 114H261V112H260ZM19 115H20V113H19ZM54 115H53V116H54ZM142 115H143V114H142ZM151 115H152V114H151ZM174 115H175V114H174ZM197 115H198V114H197ZM197 115H196V117H198ZM213 115H214V114H213ZM24 116H25V115H24ZM24 116H23V117H24ZM51 116H52V115H51ZM55 116H56V115H55ZM111 116H110V114H109L110 119H112ZM120 116H123V115H120ZM128 116H129V115H128ZM128 116H127V117H128ZM137 116H138V115H137ZM171 116H173V115H171ZM256 116H257V115H256ZM258 116H260V115H258ZM263 116H264V115H263ZM21 117H22V116H21ZM21 117H19V118H21ZM151 117H152V116H151ZM153 117H154V116H153ZM153 117H152V118H153ZM158 117L161 118L160 116H158ZM162 117H163V116H162ZM165 117H166V119H167V117L169 118L170 116H164V120H166ZM173 117H174V116H173ZM173 117H172V118H173ZM196 117H195V118H196ZM200 117H202V116L200 115ZM204 117H205V116H204ZM213 117H215V115H214ZM216 117H215V118H216ZM7 118H9V117H7ZM19 118H17V119L19 120ZM48 118H49V117H48ZM113 118H114V116H113ZM117 118H118V117H117ZM124 118H126V117H124ZM176 118H177V117H176ZM202 118H203V117H202ZM205 118H206V117H205ZM205 118H204V119H205ZM210 118H211V117H210ZM210 118H209V119H210ZM253 118H254V117H253ZM10 119H11V117H10ZM12 119L14 120V117H13ZM17 119H16V120H17ZM21 119H22V118H21ZM55 119H56V118H55ZM110 119H108V122L111 121ZM114 119H116V118H114ZM121 119H122V118H120V120H121ZM137 119H138V118H137ZM161 119H162V118H161ZM174 119H175V118H174ZM212 119H213V118H212ZM212 119H211V120H212ZM7 120H8V119H7ZM50 120H52V119H50ZM53 120H54V118H53ZM58 120H61V119L58 118ZM106 120H107V119H106ZM106 120H105V121H106ZM150 120H152V119H150ZM154 120H155V119H154ZM154 120L149 121V119H148V121H149V122H152V123H154V122H153ZM158 120H159V119H157V121H158ZM164 120H163V121H164ZM168 120H169V119H168ZM172 120H173V119H172ZM201 120H203V119H201ZM214 120H215V119H214ZM217 120H218V119H217ZM221 120L223 121V119H221ZM257 120H258V119H257ZM260 120H261V119H260ZM262 120H263V122H264V119H262ZM262 120H261V121H262ZM21 121H22V120H20V122H21ZM55 121H56V120H55ZM118 121H119V120H118ZM143 121H144V120H143ZM148 121H146V122H148ZM155 121H156V120H155ZM203 121H204V120H203ZM205 121H207V120H205ZM52 122H53V121H52ZM56 122H57V121H56ZM58 122H59V121H58ZM133 122H134V121H133ZM149 122H148V123H149ZM159 122H161V121H158V123H159ZM199 122H200V121H199ZM209 122H210V121H208V123H209ZM211 122H212V121H211ZM253 122H256V121H253ZM263 122H262V123H263ZM25 123H26V122H25ZM91 123H93V122H91ZM94 123H95V122H94ZM103 123H104V122H103ZM105 123H106V122H105ZM110 123H111V122H110ZM115 123H116V122H115ZM136 123H137V122H136ZM148 123H146V124L144 125V127H146V125H147V126L151 125V124L148 125ZM155 123L158 124L157 122H155ZM163 123H164V122H163ZM165 123H166V122H165ZM168 123H169V122H168ZM177 123H179V122H177ZM185 123H187V122H185ZM190 123H191V122H189V124H190ZM216 123H217V121H216ZM216 123H215V124H216ZM222 123H223V122H222ZM226 123H227V122H226ZM256 123H257V122H256ZM47 124H48V123H47ZM57 124H58V123H57ZM57 124H55V125H56V128H57ZM59 124H62V122H60ZM63 124H64V123H63ZM66 124H67V123H66ZM85 124H88V122L85 123ZM107 124H108V123H107ZM111 124H112V123H111ZM116 124H118V123H116ZM121 124H122V123H121ZM123 124H124V123H123ZM134 124H135V123H134ZM143 124H144V123H143ZM143 124H141V123L139 122V124H136V126L134 125L133 127H137V126H139L138 129L141 130ZM174 124H175V123H174ZM179 124L182 125V123H179ZM187 124H188V123H187ZM187 124H186V125H187ZM189 124H188V125H189ZM199 124H200V123H199ZM51 125H54V124H50V126H51ZM55 125H54V126H55ZM95 125H96V124H93V127H95ZM108 125H109V124H108ZM119 125H120V124H119ZM128 125H129V124H128ZM152 125H154V124H152ZM159 125H160V124H159ZM168 125H169V124H168ZM186 125H185V126H186ZM193 125H194V124H193ZM195 125H196V123H195ZM206 125H207V123H206ZM208 125H209V124H208ZM211 125H212V124H211ZM217 125H218V124H217ZM219 125H220V123H219ZM61 126H62V125H61ZM63 126H64V125H63ZM67 126H68V125H67ZM72 126H73V125H72ZM72 126H71V127H72ZM126 126H127V125H126ZM126 126H125V130H126V128H127ZM130 126H131V125H130ZM162 126H163V125H162ZM170 126H171V125H170ZM189 126H190V125H189ZM196 126H197V125H196ZM196 126H195V130H194V132L196 131V128H197ZM212 126H213V125H212ZM261 126H262V125H261ZM45 127H46V126H45ZM65 127H66V125H65ZM73 127H74V126H73ZM73 127H72V128H73ZM93 127H92V128H93ZM117 127H118V126H117ZM128 127H129V126H128ZM133 127L131 126L130 128H132L133 130H134V129H137V128H133ZM152 127H153V126H152ZM182 127H184V126L182 125ZM217 127H218V126H217ZM48 128H49V127H48ZM67 128H68V127H67ZM81 128H82V126L80 127V130L83 129V128H82V129H81ZM102 128H103V127H102ZM105 128H106V127H105ZM110 128H111V127H110ZM158 128H159V127H158ZM207 128H208V127H206V129H207ZM218 128H219V127H218ZM261 128H262V127H261ZM263 128H264V127H263ZM263 128L261 129L262 131H263ZM43 129H44V128H43ZM52 129H53V128H52ZM59 129H60V127H59ZM63 129H64V128H63ZM89 129H90V128H89ZM96 129H97V127H96ZM108 129H109V128H108ZM120 129H121V128H120ZM120 129H119V130H120ZM123 129H124V126H123ZM123 129H122V131H123ZM127 129H128V128H127ZM132 129H130V130H132ZM148 129H149V128H148ZM169 129H170V128H169ZM180 129H181V128H180ZM184 129H185V128H184ZM184 129H183V130H184ZM186 129H187V128H186ZM204 129H205V128H204ZM206 129H205V130H206ZM216 129H217V128H216ZM48 130H49V132H50L51 128L48 129ZM69 130H70V129H69ZM71 130H72V129H71ZM74 130H75V129H74ZM84 130H85V129H84ZM84 130H83V131H84ZM87 130H88V129H87ZM87 130H86V131H87ZM99 130H100V128H99ZM117 130H118V129H117ZM119 130H118V131H119ZM158 130H159V129H158ZM170 130H171V129H170ZM172 130H173V129H172ZM175 130H176V129H175ZM191 130H192V129H190V131H191ZM218 130H219V129H217V131H218ZM41 131H42V130H41ZM46 131H47V128H46ZM58 131H59V130H58ZM61 131H62V130H61ZM61 131H60V132H61ZM72 131H73V130H72ZM89 131H90V130H89ZM92 131H94V130L92 129L90 132H92ZM120 131H121V130H120ZM126 131H127V130H126ZM156 131H157V130H156ZM159 131H160V130H159ZM164 131H165V130H164ZM167 131H168V130H167ZM176 131H177V130H176ZM179 131H180V130H179ZM203 131H204V130H203ZM211 131H212V130H211ZM215 131H216V130L212 131V134H214V133L217 132V131H216V132H215ZM219 131H220V130H219ZM219 131H218V132H219ZM262 131H261V132H262ZM52 132H53V131H52ZM52 132H51V133H52ZM64 132H67V131H64ZM103 132H104V131H103ZM127 132H128V131H127ZM130 132H131V131H130ZM148 132H149V131H148ZM151 132H152V131H151ZM194 132H190V134H187V135H191V136H192L193 134H191V133H194ZM197 132H199V131H197ZM197 132H195V133H197ZM201 132H202V131H200L199 133L201 134ZM206 132H207V134H208L209 131H205V132L202 133L201 135L205 134ZM218 132H217V133H218ZM221 132H222V131H221ZM226 132H227V131H226ZM226 132H224V133H226ZM40 133H41V132H40ZM42 133H44V132L42 131ZM69 133H70V132H69ZM71 133H72V132H71ZM80 133H82V132H80ZM83 133H84V132H83ZM83 133H82V134H83ZM96 133H97V132H96ZM107 133H108V132H107ZM118 133H119V132H117V134H118ZM120 133H121V132H120ZM163 133H164V132H163ZM180 133H181V132H180ZM183 133H184V132H183ZM195 133H194V134H195ZM199 133H197V134H195V135H196V136H197V135L200 136ZM210 133H211V132H210ZM229 133H230V132H229ZM44 134H45V133H44ZM49 134H50V133H49ZM55 134H58V133H55ZM55 134H54V135H55ZM63 134H64V133H63ZM65 134H66V133H65ZM154 134H155V133H154ZM174 134H175V133H174ZM218 134H219V133H218ZM226 134H228V133H226ZM226 134H225V135H226ZM42 135H43V134H42ZM50 135H51V137H52V139H53V136H52L53 134H50ZM59 135H60V134H59ZM79 135H81V134H79ZM85 135H86V134H85ZM109 135H110V134H109ZM118 135H119V134H118ZM157 135H158V134H157ZM185 135H186V133H185ZM187 135H186V136H187ZM222 135H223V133H222ZM28 136H29V135H28ZM33 136H34V135H33ZM60 136H61V135H60ZM65 136H66V135H65ZM68 136H70V134H69ZM77 136H78V135H77ZM82 136H83V135H82ZM151 136H152V134H151ZM151 136H150V137H151ZM159 136H160V135H159ZM180 136H181V135H180ZM183 136H184V135H183ZM186 136H185V137H186ZM24 137H26V136H24ZM61 137H62V136H61ZM63 137H64V136H63ZM72 137H73V136H72ZM78 137H79V136H78ZM80 137H81V136H80ZM85 137H86V136H85ZM85 137H84V138H85ZM88 137H89V136H88ZM88 137H87V138H88ZM172 137H173V136H172ZM172 137H170V138H172ZM174 137H176V136H174ZM174 137H173V138H174ZM178 137H179V135H178ZM178 137L174 138L173 140L175 141V139H176V141H179V140H177ZM188 137H190V136H188ZM194 137H195V136H194ZM211 137H212V136H211ZM227 137H228V136H227ZM48 138H50V137L48 136ZM48 138H47V139H48ZM57 138L60 139L59 137H57ZM65 138H66V137H65ZM82 138H83V137H82ZM91 138H92V137H91ZM91 138H90V139H91ZM94 138H96V137H94ZM101 138H102V137H101ZM170 138H168V140H169ZM183 138H184V137H183ZM199 138H200V137H199ZM242 138H243V137H242ZM50 139H51V138H50ZM78 139H79V138H78ZM98 139H100V137H99ZM107 139H108V138H107ZM107 139H106V140H107ZM141 139H142V138H141ZM146 139H147V138H146ZM151 139H152V138H151ZM162 139H163V138H162ZM179 139L181 140L182 138L180 137ZM190 139H191V137H190ZM197 139H198V138H197ZM197 139H196V140H197ZM200 139H201V138H200ZM212 139H213V138H212ZM223 139H224V138H223ZM43 140H44V139H43ZM53 140H54V139H53ZM63 140H64V139H63ZM87 140H88V139H87ZM108 140H109V139H108ZM108 140H107V141H108ZM137 140H138V139H137ZM183 140H184V139H183ZM191 140H192V139H191ZM44 141L47 142L46 140H44ZM48 141H49V139H48ZM56 141H57V140H56ZM70 141H71V140H70ZM82 141H83V140H82ZM88 141H89V140H88ZM88 141H87V142H88ZM107 141H106V143H107ZM110 141H111V140H110ZM132 141H133V140H132ZM140 141H141V140H140ZM140 141H139V142H140ZM166 141H167V140H166ZM166 141H162V142H166ZM169 141H170V144H171V142L174 143V141H171V140H169ZM169 141H168V142H169ZM198 141H199V140H198ZM201 141H202V140H201ZM201 141H200V142H201ZM221 141H222V140H221ZM243 141H244V140H243ZM251 141H252V139H251ZM45 142H44V143H45ZM59 142H60V141H59ZM94 142H95V141H94ZM97 142H98V141H97ZM104 142H105V141H104ZM129 142H130V141H129ZM150 142H151V141H150ZM152 142H153V141H152ZM162 142H160L159 146L161 145ZM194 142H195V141H194ZM206 142H207V141H206ZM212 142H213V140H212ZM224 142H225V141H224ZM249 142H250V141H249ZM262 142H263V141H262ZM38 143L40 144V142H38ZM47 143H48V142H47ZM63 143H64V142H63ZM75 143H77V142H75ZM92 143H93V142H92ZM100 143H101V139H100ZM102 143H103V141H102ZM106 143H105V144H106ZM110 143H111V142H109V144H110ZM132 143H133V142H132ZM156 143H157V145H158L159 142L156 141ZM166 143H167V142H166ZM196 143H197V142H196ZM213 143H214V142H213ZM217 143H218V142H217ZM217 143H216V144H217ZM230 143H231V142H230ZM230 143H229V144H225L226 146H222V143H221V146H219V147H218V145H217V147L215 146V147H212L211 149H210L209 147H208V148L206 147L207 149H204V148H203V149H200V148H199V150H202V151H200L201 155L210 154L211 152L213 153V151H214V152H218V151H221V150L225 149V147L227 148V147L230 145ZM253 143H254V142H252V144H253ZM3 144H4V143H3ZM3 144H2L0 147H2ZM32 144H33V143H32ZM34 144H35V143H34ZM36 144H37V143H36ZM36 144H35V145H36ZM42 144H43V143H42ZM78 144H80V143H78ZM95 144H97V143H95ZM107 144H108V143H107ZM107 144H106V145H107ZM109 144H108V145H109ZM111 144H112V143H111ZM123 144H124V142H123ZM136 144H137V143H136ZM138 144H139V143H138ZM181 144H182V143H181ZM207 144H208V143H207ZM232 144H233V143H232ZM6 145H7V144H6ZM6 145H5V146H6ZM60 145H62V143H61ZM71 145H72V144H70V146H71ZM75 145H76V144H75ZM90 145H91V144H90ZM93 145H94V144H93ZM98 145H99V143H98ZM149 145H150V144H149ZM153 145H154V142H153ZM153 145H152L151 147H153ZM155 145H156V144H155ZM155 145H154V146H155ZM157 145H156V146H157ZM163 145L168 146V145H166L165 143H164ZM184 145H185V144H184ZM233 145L235 146L234 148H235V150H236V145H238V143L236 142V144H233ZM233 145H231V148H232ZM5 146H4V148L2 147V149L5 150V149L8 147V146H6V148H5ZM31 146H32V145H31ZM57 146H58V145H57ZM64 146H65V144H64ZM78 146H79V145H78ZM84 146H85V145H84ZM88 146H89V145H88ZM88 146H86V147H87V150H92V149H89L90 147L92 148V145L89 146V147H88ZM99 146H101V145H99ZM113 146H114V145H113ZM132 146H134V145H132ZM197 146H198V145H197ZM197 146H195V147H197ZM208 146H209V145H208ZM248 146H250V145H248ZM254 146H255V145H254ZM40 147H41V145H40ZM48 147H49V146H48ZM51 147H52V146H51ZM72 147H73V146H72ZM145 147H146V146H145ZM145 147H143L144 150H145ZM147 147H150V146L147 145ZM173 147H175V146H173ZM173 147H172V148H173ZM189 147H191V146L189 145ZM115 148H116V147H115ZM136 148H137V147H136ZM155 148H156V147H155ZM159 148L161 149L162 147H159ZM159 148H157V149H159ZM170 148H171V147H170ZM239 148H241V147H239ZM250 148H253V147H249V149H250ZM254 148H255V147H254ZM259 148H263V150H264V146H263V147H259ZM9 149H10V148H9ZM40 149H41V148H40ZM43 149H44V148H43ZM48 149H49V148H48ZM68 149H69V148H68ZM80 149H83V148H80ZM85 149H86V148H85ZM85 149H84V150H85ZM93 149H94V148H93ZM120 149H121V148H120ZM130 149H131V148H130ZM130 149H129V150H130ZM138 149H139V148H138ZM237 149H238V148H237ZM241 149H243V148H241ZM246 149H248V148H246ZM6 150H7V149H6ZM46 150H47V148H46ZM62 150H63V149H62ZM73 150H74V149H73ZM76 150H77V149H76ZM87 150H86L85 152H87ZM122 150H123V149H122ZM131 150H132V149H131ZM140 150H141V149H139V151H140ZM151 150H152V148H151ZM151 150H150V151H151ZM154 150H155V149H154ZM167 150H169V149H167ZM195 150H197V149H195ZM259 150H260V149H259ZM9 151H10V150H9ZM29 151H30V150H29ZM40 151H41V150H40ZM57 151H58V150H57ZM65 151H66V150H65ZM70 151H71V150H70ZM81 151H83V150H80V152H79V151H76V152H79L80 154H82ZM92 151H93V150H92ZM105 151H106V150H105ZM113 151H115V149H113ZM117 151H118V150H117ZM119 151H121V150H119ZM119 151H118V152H119ZM123 151H124V150H123ZM145 151H146V150H145ZM145 151H144V152H145ZM161 151H162V150H161ZM191 151H192V150H191ZM210 151H211V152H210ZM237 151H239V150H237ZM242 151H243V150H242ZM250 151H251V150H250ZM1 152H3V150H2ZM7 152H8V151H7ZM33 152H34V151H33ZM47 152H48V154H49V151H47ZM66 152H67V151H66ZM74 152H75V151H73V152L71 151L72 155H74V154L77 155V154H78V153L76 154V152H75V153H74ZM115 152H116V151H115ZM121 152H122V151H121ZM121 152H120V153H121ZM133 152H136V151H134V149H133ZM133 152H132V153H133ZM146 152H149V151H146ZM146 152H145V153H146ZM151 152H152V151H151ZM166 152H167V151H166ZM170 152H171V151H170ZM170 152H169V153H170ZM187 152L189 153L190 151H187ZM195 152H196V151H195ZM197 152H199V151H197ZM221 152H222V151H221ZM235 152H236V151H235ZM247 152H249V151H247ZM263 152H264V151H263ZM5 153H6V152H5ZM67 153L69 154V156L71 155V154L69 153V151H68ZM73 153H74V154H73ZM90 153H91V151H90ZM96 153H97V152H96ZM100 153H101V152H100ZM111 153H112V151H111ZM113 153H114V152H113ZM120 153H119V154H120ZM122 153H124V154H125V153L130 154L129 151H127V152L124 151V152H122ZM122 153H121V154H122ZM140 153H143V152H140ZM140 153H138V154H140ZM191 153H193V151L190 152V154H191ZM219 153H220V152H219ZM219 153H218V154H219ZM239 153H241V152H239ZM0 154H1V153H0ZM7 154H8V153H7ZM24 154H25V153H24ZM51 154H52V153H51ZM68 154H67V155H68ZM80 154L78 155V157L80 156ZM93 154H94V153H93ZM105 154H106V153H104L103 155H105ZM115 154H116V153H115ZM117 154H118V153H117ZM135 154H136V153H135ZM143 154H144V153H143ZM143 154H140V155H143ZM146 154L148 155V153H146ZM150 154H151V153H150ZM164 154H166V153H164ZM167 154H168V153H167ZM170 154L173 155V154H175V153L172 154V152H171ZM194 154H195V153H193V158H195V157H194ZM196 154H197V153H196ZM198 154H199V153H198ZM213 154H214V153H213ZM249 154H250V153H249ZM8 155H9V154H8ZM32 155H33V154H32ZM45 155H46V154H45ZM45 155H44V156H45ZM49 155H50V154H49ZM49 155H48V156H49ZM57 155H58V154L56 153V155L54 156V153H53L52 156H54V158H55V157L58 158ZM59 155H60V154H59ZM59 155H58V156H59ZM62 155H64V157H65L66 154L63 153ZM62 155H61V158H59V159H62V157H63ZM72 155H71V157L73 158L74 156H72ZM122 155H123V154H122ZM122 155H121V156H122ZM130 155H131V154H130ZM132 155H133V154H132ZM144 155H145V154H144ZM157 155H159V154H157ZM157 155H154V156L156 157ZM210 155H211V154H210ZM221 155H222V157H217V156H216V157H217L218 159H219V158L226 157V156H224V154H220V155H218V156H221ZM232 155H233V154H232ZM12 156H13V155H12ZM18 156H19V155H18ZM25 156H26V155H25ZM28 156H29V154H28ZM28 156H27V157H28ZM41 156H42V155H41ZM50 156H51V155H50ZM109 156H110V155H109ZM111 156H112V155H111ZM111 156H110V158L113 159L114 156H113V158H112ZM118 156H119V155H118ZM128 156H129V155H128ZM165 156H167V155H165ZM189 156H190V155H189ZM191 156H192V154H191ZM191 156H190V157H191ZM240 156H241V155H240ZM31 157H33V156H31ZM45 157H46V156H45ZM67 157H68V156H67ZM89 157H90V156H89ZM89 157H88V158H89ZM137 157H140V156L138 155ZM157 157H158V156H157ZM159 157H164V155L162 156V153H161V156H159ZM199 157H200V156H199ZM212 157H214V155H212L210 158H212ZM230 157H231V156L229 155L228 158H230ZM233 157H236V156L233 155ZM262 157H264V156H262ZM17 158H18V157H17ZM39 158L41 159V157H39ZM39 158H38V160H40ZM43 158H44V157H43ZM52 158H53V157H52ZM54 158H53V159H54ZM65 158H66V157H65ZM94 158H95V157H94ZM204 158H205V157H204ZM226 158H227V157H226ZM1 159H2V158H1ZM23 159H24V158H23ZM46 159H48V157H46ZM49 159H50V158H49ZM53 159H52V160H53ZM63 159H64V158H63ZM67 159H68V158H67ZM70 159H71V158H70ZM89 159H90V158H89ZM91 159H92V158H91ZM104 159H105V158H104ZM111 159H110V160H111ZM214 159H216V158L214 157ZM258 159H259V158H258ZM4 160H5V159H4ZM12 160H13V159H12ZM12 160H11V161H12ZM36 160H37V159H36ZM38 160H37V161H38ZM41 160H42V159H41ZM50 160H51V159H50ZM117 160H118V159H117ZM206 160L211 161V159H209V158L206 159ZM206 160H205V161H206ZM212 160H213V159H212ZM16 161H17V160H16ZM22 161H23V160H22ZM24 161H25V160H24ZM26 161H27V160H26ZM32 161H34V160H32ZM32 161H31V162H32ZM48 161H49V160H48ZM55 161H56V160H55ZM57 161H58V160H57ZM67 161H68V160H67ZM85 161H86V160H85ZM112 161H113V160H112ZM115 161H116V160H115ZM191 161H192V158H191ZM200 161H201V159L199 160V162H200ZM203 161H204V160H202V163L204 164ZM0 162H1V161H0ZM5 162H6V161H5ZM13 162H14V161H13ZM19 162H20V161H19ZM43 162H44V161H42V163H43ZM46 162H47V161H46ZM81 162H82V161H81ZM88 162H89V161H88ZM90 162H91V161H90ZM108 162H109V161H108ZM108 162H107V163H108ZM117 162H118V161H117ZM126 162H127V161H126ZM194 162L196 163L195 160H194ZM207 162H208V161H207ZM207 162H205V163H207ZM250 162H252V161H250ZM8 163H9V162H8ZM16 163H17V162H16ZM21 163H22V162H21ZM21 163H20V164H21ZM28 163H29V162H28ZM35 163H38V162H36V161H35V162H32L33 165H34ZM42 163H41V164H42ZM47 163L50 165L49 162H47ZM51 163H52V161H51ZM75 163H76V162H75ZM77 163H78V162H77ZM77 163H76V164H77ZM83 163H84V161H83ZM105 163H106V161H105ZM105 163H104V164H105ZM107 163H106V164H107ZM109 163H110V162H109ZM120 163H121V162H120ZM120 163H117V164H120ZM123 163H124V161H123ZM129 163H130V161H129ZM197 163H198V162H197ZM246 163L248 164V161H247ZM254 163H255V161H254ZM257 163H258V162H257ZM257 163H256V164H257ZM260 163H262V162H259L258 164H260ZM263 163H264V162H263ZM39 164H40V163H39ZM44 164H45V162H44ZM44 164H43V165H44ZM71 164H72V163H71ZM106 164H105V165H106ZM121 164H122V163H121ZM121 164H120V165H121ZM125 164H127V163H125ZM192 164H194V163H192ZM252 164H253V162H252ZM252 164L250 163V164H249V167H250V165L252 166ZM258 164H257V165H258ZM7 165H8V164H7ZM24 165H25V162H24ZM24 165H23V167H24ZM26 165H27V167H28L29 164H26ZM35 165L38 166L37 164H35ZM35 165H34V166H35ZM52 165H53V163H52ZM73 165H74V164H73ZM87 165H88V164H87ZM95 165H96V164H95ZM101 165H102V164H101V162H100V165H99V163H98L96 166L100 167ZM110 165H111V163L109 164V167L112 169V166H113L114 164L111 165V166H110ZM115 165H116V162H115ZM120 165H119V166H120ZM190 165H191V164H190ZM12 166H14V172H17V171H15V167H17V170H18V168H19L20 166H22V165H20V166H19V165H17V166L12 165ZM47 166H48V165H47ZM47 166H46V168H47ZM55 166H56V165H55ZM57 166H58V165H57ZM57 166H56V168H57ZM59 166H60V165H59ZM66 166H67V165H66ZM68 166H69V165H68ZM70 166H71V165H70ZM92 166H94V165H92ZM96 166H94V167H96ZM106 166H108V164H107ZM191 166H192V165H191ZM194 166L196 167L197 165L195 164ZM194 166L192 167V169L194 168ZM198 166H199V164H198ZM200 166H201V167H200L201 169H202V167H204V166H202V165H200ZM253 166H255V164H254ZM258 166H261V165H258ZM258 166H257V167H258ZM262 166H264V164H263ZM262 166H261V167H262ZM10 167H11L10 165H9V167L6 166V168H10ZM30 167H31V163H30ZM62 167H63V166H62ZM76 167H77V166H76ZM83 167H84V166H83ZM103 167H104V165H103ZM103 167H102V168H103ZM109 167H108V168H109ZM113 167H114V166H113ZM117 167H118V165H117ZM257 167H256V168H257ZM4 168H5V167H4ZM4 168L2 167V171H4V170H3ZM6 168H5V169H6ZM20 168H21V167H20ZM31 168L33 169V167H31ZM38 168H39V167H38ZM43 168H44V166H43ZM91 168H92V167H91ZM100 168H101V167H100ZM105 168H106V167H104V169H105ZM190 168H191V167H190ZM200 168L197 167V169H199V170H200ZM262 168H263V167H262ZM22 169H24V168H22ZM22 169H21V170H22ZM41 169H42V167H41ZM54 169H55V168H54ZM92 169H96V168H92ZM92 169H89V170H92ZM98 169H99V168H98ZM186 169H188V168H186ZM197 169H196V170H197ZM203 169H204V168H203ZM203 169H202V170H203ZM206 169H207V168H206ZM206 169H205V171H207ZM12 170H13V169H12ZM26 170H27V168H26ZM26 170H25V171H26ZM56 170H58V169H56ZM56 170H55V171H56ZM66 170H67V169H66ZM71 170H72V169H71ZM73 170H74V169H73ZM105 170H108V169H105ZM188 170H189V169H188ZM202 170H200V172H204V171H202ZM251 170H252V169H251ZM255 170H256V169H255ZM2 171H0V172H2ZM5 171H6V170H5ZM5 171H4V172H5ZM7 171L9 172V170H7ZM7 171H6V172H7ZM10 171H11V170H10ZM18 171L20 172V170H18ZM28 171H29V170H28ZM33 171H34V170H33ZM41 171H42V170H41ZM41 171H40V172H41ZM49 171H50V170H49ZM62 171H63V170H62ZM64 171H65V170H64ZM64 171H63V172H64ZM83 171H84V170H83ZM83 171H82V174H83ZM85 171H86V170H85ZM85 171H84V172H85ZM165 171H166V170H165ZM168 171H169V170H168ZM174 171H175V170H174ZM174 171H173V172H174ZM176 171H177V170H176ZM180 171H181V170H180ZM182 171H183V170H182ZM191 171H195V170H191ZM197 171H198V170H197ZM253 171H254V170H253ZM14 172H13V173H14ZM51 172H52V171H51ZM57 172H58V171H57ZM89 172H91V171H89ZM166 172H167V171H166ZM170 172H171V174H173V173H172V170H171ZM183 172H184V171H183ZM11 173H12V172H11ZM17 173H18V172H17ZM23 173H24V172H23ZM41 173H42V172H41ZM41 173H40V174H41ZM55 173H56V172H55ZM68 173H69V172H68ZM85 173H86V172H85ZM85 173H84V174H85ZM91 173H92V172H91ZM167 173H168V172H167ZM175 173H176V172H175ZM179 173H180V172L177 173V176H178V177H179V175H178ZM188 173H190V172H188ZM192 173H193V172H192ZM204 173H205V172H204ZM254 173H256V172H254ZM254 173H252V175H253ZM261 173H262V172H261ZM0 174H4V173L2 172V173H0ZM79 174H80V173H79ZM86 174H88V173H86ZM181 174H182V172H181ZM186 174H187V173H186ZM201 174H202V173H201ZM259 174H260V173H259ZM7 175H9V174H7ZM25 175H26V174H25ZM36 175H37V174H36ZM41 175H42V174H41ZM43 175H44V174H43ZM43 175H42V177H43ZM54 175H55V174H54ZM73 175H75V174H73ZM76 175H77V174H76ZM89 175H90V174H89ZM89 175H88V176H89ZM94 175H96V174L94 173ZM159 175H160V174H158V175L156 174V176H159ZM161 175H163V173H162ZM161 175H160V176H161ZM164 175H165V174H164ZM164 175H163V177H165ZM169 175H170V174H169ZM169 175H168V177H169ZM205 175H207V174L205 173ZM205 175H203L204 177H203L202 175H201V176H202V178L207 179ZM233 175H235V173H234ZM237 175H239V174H237ZM240 175H241V173H240ZM254 175H257V173L254 174ZM261 175H262V174H261ZM261 175H260V176H261ZM2 176H3V175H1V177H2ZM11 176H12V175H11ZM15 176H16V175H15ZM23 176H24V175H22L21 177L23 178ZM30 176H31V175H30ZM34 176H35V175H34ZM65 176H66V175H65ZM82 176H83V175H80L79 180L82 178ZM90 176H91V175H90ZM166 176H167V175H166ZM177 176H175V174H174V177H177ZM195 176H196V175H195ZM195 176H194V177H195ZM235 176H236V175H235ZM235 176H234V177H235ZM242 176H243V175H242ZM249 176H251V174H250ZM258 176H259V175H258ZM258 176H256V177L253 176L252 178H253V179H254V178H257V179H258ZM19 177H20V176H19ZM25 177H26V176H25ZM53 177H54V176H53ZM59 177H60V176H59ZM71 177H72V176H71ZM71 177H69V179H70ZM74 177H76V176H73V178H74ZM95 177H97V176H95ZM148 177L150 178V176H148ZM153 177H154V176H153ZM153 177H152V178H153ZM181 177H182V176H181ZM194 177H193V178H194ZM234 177H233V178H234ZM238 177H239V176H238ZM240 177H241V176H240ZM247 177H248V176H247ZM9 178H10V177H9ZM11 178H12V177H11ZM15 178H16V177H15ZM49 178H50V176H49ZM51 178H52V177H51ZM57 178H58V177H57ZM67 178H68V177H67ZM67 178H66V179H67ZM73 178H71L70 180H72ZM76 178H77V177H76ZM76 178H75V179H76ZM83 178H84V177H83ZM89 178H90V177H89ZM92 178H93V176H92L90 179H92ZM149 178H147V179H149ZM165 178H166V177H165ZM169 178H170V177H169ZM171 178L173 179V177H171ZM171 178H170V179H171ZM193 178H191V179L194 180ZM230 178H231V176H230ZM230 178H228V180H229ZM233 178H232V179H233ZM245 178H246V177H245ZM249 178H250V177H249ZM249 178H248V179H249ZM20 179H21V178H20ZM27 179H29V178H27ZM30 179H31V178H30ZM45 179H47V178H45ZM45 179H44V180H45ZM53 179H56V178H53ZM60 179L62 180V184L64 185V183H63V179H62V178H60ZM64 179H65V177H64ZM90 179H89V180H90ZM143 179H144V178H142V180H143ZM147 179H146V180H147ZM158 179H162V181H165V179L163 180L162 176H161V178H157V180H158ZM200 179H201V177H200ZM215 179H217V178H215ZM215 179H214V180H215ZM218 179H219V181H220L222 178L219 177ZM235 179H236V178H235ZM248 179H247V181H249ZM7 180H8V179H7ZM14 180H15V179H14ZM32 180H33V179H32ZM32 180H31V181H32ZM47 180H49V179H47ZM61 180H58V181H61ZM67 180H68V179H67ZM70 180H68V182H69ZM73 180H74V179H73ZM73 180H72V181H73ZM79 180H78V181H79ZM142 180H141V181H142ZM146 180H143L142 182L144 183ZM150 180H151V178H150ZM155 180H156V179H155ZM157 180H156L155 182H154V180H153V182H154V186H155V183H156V184L158 183ZM192 180H191V181H192ZM195 180L198 181V178L196 177ZM214 180H213V181H214ZM228 180H227V181H228ZM233 180H234V179H233ZM250 180H251V179H250ZM259 180H260V179H259ZM17 181H18V180H17ZM27 181H29V180H27ZM31 181H30V182H31ZM34 181H35V180H34ZM64 181H65V180H64ZM133 181H134V180H133ZM133 181H132V179H131V183H132ZM138 181H139V182H138ZM147 181H148V180H147ZM147 181H146V182H147ZM162 181L160 182V180H159V182L161 183V184H160V187L157 188V190H159V191H161L162 189H169V188H171V187L174 188V187H176V186H178V185L181 184L180 182H176V181H174V180H169V179L166 180V182H164V183H162ZM185 181H186V180H185ZM191 181H190V182H191ZM197 181H196V182H197ZM200 181H201V180H200ZM205 181H206V180H205ZM205 181H203V182H205ZM207 181H209V180L207 179ZM210 181H211V180H210ZM216 181H217V180H216ZM221 181H223V180H221ZM225 181H226V180H225ZM239 181H241V180H239ZM257 181H258V180H257ZM6 182H7V181H6ZM8 182H9V181H8ZM19 182H20V181H19ZM25 182H26V181H25ZM43 182H44V181H43ZM47 182L49 183V181H46V183H45L46 186H47ZM53 182H54V181L52 180L51 184H52ZM70 182H71V181H70ZM74 182H76V181H74ZM134 182H135V181H134ZM136 182H137V183H142V182H140V180H137ZM136 182H135V185H136ZM148 182H149V181H148ZM182 182H183V181H182ZM187 182H189V181H186V184H185L186 186H187ZM190 182H189V183H190ZM241 182H242V181H241ZM12 183H13V182H12ZM14 183H15V182H14ZM31 183H32V182H31ZM54 183H56V184H60L59 182L57 183L56 180H55ZM54 183H53L52 185H54ZM131 183H130V184H131ZM150 183H151V181H150ZM184 183H185V182H184ZM191 183L193 184V181H192ZM201 183H202V182H201ZM210 183H211V182H210ZM234 183H235V182H234ZM239 183H240V182H239ZM244 183H246V182H244ZM248 183H249V182H248ZM248 183H247V184H248ZM4 184H5V183H4ZM24 184H25V183H24ZM34 184H35V183H34ZM34 184H33V185H34ZM36 184H37V183H36ZM40 184H41V183H40ZM45 184L43 183L42 186L44 187ZM68 184H69V183H68ZM71 184H72V182H71ZM125 184H126V183H125ZM125 184H124V185H125ZM130 184H129L128 186H130ZM146 184H147V183H146ZM152 184H153V183H152ZM158 184H159V183H158ZM182 184H183V183H182ZM204 184H206V183H204ZM219 184H220V183H219ZM231 184H232V183H231ZM237 184H238V181H237ZM260 184H261V183H260ZM5 185H6V184H5ZM37 185L40 186L39 184H37ZM124 185L122 184V186H124ZM126 185H127V184H126ZM126 185H125V186H126ZM138 185H139V184H138ZM140 185H141V184H140ZM195 185H197L196 187H198V184H194V185H191V186H192V189L195 188V187H193V186H195ZM200 185H201L200 187L204 186V188L207 189V187H205V185H202V184H200ZM206 185H207V184H206ZM235 185H236V183H235ZM254 185H255V184H254ZM2 186H3V185H2ZM42 186H41V187H42ZM46 186H45V187H46ZM50 186H51V185H50ZM59 186H60V185H59ZM77 186H78V185H77ZM81 186H82V185H79L78 187L81 188ZM132 186H133V188H135L134 185H131V187H132ZM146 186H148V185H146ZM149 186H150V188H151V185H149ZM149 186H148V187H149ZM182 186H183V185H182ZM207 186H208V185H207ZM211 186H212V185H211ZM215 186H216V185H215ZM215 186H214V187H215ZM225 186H226V185H225ZM231 186H232V185H231ZM238 186H239V184H238ZM238 186H237V187H238ZM257 186H258V185H257ZM11 187H12V184H11L9 187H7V188H6V186H5V187H4V190H8V191L10 192ZM41 187H40L41 192H40V190H39V192L42 193V195L46 193V195L44 196L45 199H46V196H47V194L49 193L50 189H49V190H48V189H47V190H44L45 193H43V191H42L43 189H42ZM61 187H62V186H61ZM61 187L59 188V190L61 189ZM66 187H67V186H66ZM69 187H70V186H69ZM108 187H109V186H108ZM108 187H107V189H108ZM111 187H112V186H111ZM113 187H115V186H113ZM116 187H118V186H116ZM119 187H120V186H119ZM131 187H130V188H131ZM137 187H138V186H137ZM137 187H136V188H137ZM178 187H179V186H178ZM180 187H181V186H180ZM180 187H179V188H180ZM184 187H185V186H184ZM188 187H190V185H188ZM214 187H213V188H214ZM222 187H223V186H221V188H222ZM226 187L229 188V186H226ZM226 187H225V188H226ZM233 187H234V186H233ZM233 187H232V188H233ZM235 187H236V186H235ZM243 187H244V186H243ZM243 187H242V188H243ZM250 187H251V186H250ZM253 187H254V186H253ZM262 187H263V186H262ZM24 188H25V187H24ZM24 188H23V189H24ZM31 188H32V187H31ZM46 188H47V187H46ZM46 188H45V189H46ZM51 188L54 189L53 186H52ZM73 188H75V186H74ZM73 188H72V191H73V193H74ZM103 188H106V187L104 186ZM124 188H125V187H124ZM127 188H128V187H127ZM176 188H177V187H176ZM182 188H183V187H182ZM182 188H180V189H175V190H181ZM190 188H191V187H190ZM213 188H212V189H213ZM217 188H218V187H217ZM228 188H227V189H228ZM232 188H231V189H232ZM245 188H246V187H245ZM251 188H252V187H251ZM256 188H257V187H256ZM23 189H21V190L23 191ZM33 189H34V188H33ZM37 189H39V187H38ZM53 189H52V190H53ZM57 189H58V188H57ZM67 189H68V188H67ZM67 189L65 188V190H67ZM109 189L111 190L112 188H109ZM117 189H118V188H117ZM121 189H122V187H121ZM140 189H141V188H140ZM140 189H139V190H140ZM144 189H145V187H144ZM155 189H156V188H155ZM155 189H154L153 192H152V190L149 191V193H155ZM186 189H187V187H186ZM186 189H185V192L188 191V190L186 191ZM192 189H190V191H191ZM196 189H200V188H196ZM202 189H203V188H202ZM206 189H205V191H203L204 189L201 190L202 193H203V192L206 193ZM215 189H216V188H215ZM218 189H219V188H218ZM223 189H224V188H223ZM239 189H240V188H239ZM239 189H238V190H239ZM249 189H250V188H249ZM0 190H1V189H0ZM18 190H20V189H18ZM27 190H29V191H27V192L30 193V189H27ZM31 190H32V189H31ZM35 190H36V189H35ZM65 190H63V191L65 192ZM77 190H78V188H77ZM77 190H75V192H76ZM79 190H80V189H79ZM79 190H78V191H79ZM110 190H109V191H110ZM113 190H114V189H112V192H113ZM132 190H133V189L131 188V190H129V191L132 192ZM136 190H137V189H136ZM147 190H148V189H147ZM170 190H171V189H170ZM216 190H217V189H216ZM219 190H220V189H219ZM225 190H226V189H225ZM251 190H253V189H251ZM258 190H260V188H258ZM8 191H7V192H8ZM25 191H26V189H25ZM46 191H48V193H47ZM63 191H62V193H63ZM104 191H105V193H106V195H107L108 193L106 192V190H104ZM107 191H108V190H107ZM162 191H163V190H162ZM182 191H183V189H182ZM182 191H179V193L182 192ZM192 191H193V190H192ZM192 191H191V194H192ZM194 191H195V194H196V190H195V189H194ZM197 191H198V190H197ZM201 191H200V192H201ZM213 191H215V190H213ZM227 191H228V190H227ZM232 191H233V190H231V193H232ZM240 191H241V189H240ZM262 191H263V190H262ZM23 192H24V191H23ZM36 192H38V191H36ZM67 192L70 194V193H71V189H70V190L68 189ZM81 192H82V191H81ZM115 192H116V190H115ZM115 192H114V193H115ZM139 192H140V191H139ZM144 192H145V191H144ZM147 192H148V191H147ZM168 192H170V191H168ZM171 192H173V191H171ZM175 192L177 193L178 191H175ZM183 192H184V191H183ZM228 192H229V191H228ZM234 192H235V190H234ZM237 192H238V191H237ZM244 192H245V191H244ZM263 192H264V191H263ZM263 192H262V193H263ZM15 193H16V192H15ZM18 193H20V191H18ZM55 193H57V192H54V193H53V192L51 191V193H49V194H53V197H54ZM62 193H61V194H62ZM73 193H72V197H73V195H75V193H74V194H73ZM76 193H77V192H76ZM79 193H80V192H79ZM79 193H78V194H79ZM109 193H110V192H109ZM114 193H113V194H114ZM116 193H119V191L116 192ZM116 193H115V194H116ZM120 193H121V191H120ZM122 193L124 194L123 191H122ZM125 193H126V191H125ZM127 193H128V192H127ZM145 193H146V192H145ZM160 193H161V192H160ZM162 193H164L165 195L167 194V195H166V196H167L166 200H167L168 198L171 199V198H170L171 196H168L167 191H166V193H165V192H162ZM197 193H198V192H197ZM239 193H240V192H239ZM245 193H246V192H245ZM253 193H254V192H253ZM253 193H252V194H253ZM255 193H257V192H255ZM259 193H261V192L259 191ZM10 194L13 195V192L10 193ZM10 194L8 193V194H6L7 196H5V193H4V195H3L4 198H2V195H1V199L4 200L5 197H6L5 200H7V198H8V199L11 198V197L9 196ZM33 194H34V193H33ZM33 194H32V195H33ZM49 194H48V195H49ZM61 194H60V196H59L60 198H61V196H62V197H69V194H68V196H67V195H64V196H63V194H62V195H61ZM64 194H67V193L65 192ZM78 194H76V195H77V199H75V200H76L75 203H77L78 197H80ZM80 194H81V193H80ZM113 194H112V195H113ZM135 194H136V193H135ZM139 194L141 195V193H138V195L136 194V195H137L136 197L140 196ZM147 194H148V193H147ZM156 194H157V196L159 197L160 194H159V195H158V193H156ZM156 194H155V197H156ZM173 194H175V193H173ZM173 194H172V195H173ZM183 194H185V193H183ZM183 194H181V195L184 196V197H186V196L183 195ZM186 194H187V193H186ZM195 194H194V195H195ZM229 194H230V193H229ZM241 194H242V193H241ZM252 194H251V195H252ZM15 195H16V194H14L13 197H15ZM22 195H23V194H22ZM22 195H21V196H22ZM42 195L39 194V193H38V195H37V193H36L35 196H40V197H41ZM57 195H59V194H56V195H55L56 200H57V197H56ZM76 195H75V196H76ZM112 195H111V196H112ZM121 195H122V194H121ZM144 195H145V194H144ZM150 195H151V194H150ZM150 195H149V196H150ZM161 195L163 196V194H161ZM161 195H160V196H161ZM176 195H177V194H176ZM178 195H179V194H178ZM181 195H180V196H181ZM194 195H193V196L191 195V196L194 197ZM202 195H203V194H202ZM204 195L206 196L207 193L204 194ZM227 195H228V194H227ZM227 195H225V196H227ZM234 195H235V194H233V197H235ZM238 195L241 196L240 194H238ZM242 195H243V194H242ZM245 195H246V194H245ZM245 195H244V196H245ZM248 195H249V194H248ZM248 195L246 196V198L248 197ZM258 195H259L258 193H257V196L253 194V196H256V198H255L256 200L258 199V198H257ZM262 195H263V194H261V197H262ZM16 196H17V195H16ZM23 196H25V195H23ZM23 196H22V197H23ZM33 196H34V195H33ZM35 196H34V197H35ZM70 196H71V195H70ZM75 196H74V197H75ZM109 196H110V195H109ZM115 196H116V195H115ZM117 196H118V195H117ZM132 196H133V195H132ZM132 196H130V198H131ZM149 196H148V197H149ZM166 196H164V197H166ZM180 196H179V198H178L177 196H176V197H177L178 199H180ZM188 196H189V195H188ZM199 196H200V194H199ZM220 196H221V195H220ZM236 196H237V195H236ZM244 196H243V197H244ZM13 197H12V198H13ZM17 197H18V196H17ZM28 197H29V196H28ZM28 197H27V198H28ZM30 197H31V196H30ZM34 197H33V198H34ZM40 197H39V198L36 197V198H38L37 203H39V204H40L39 199H40V200H41V199H44L43 196H42V198H40ZM59 197H58V199H59ZM74 197H73V199H74ZM82 197H83V196H82ZM133 197H134V196H133ZM144 197H145V196H144ZM146 197H147V196H146ZM146 197H145V199L148 198V197H147V198H146ZM184 197H183V198H184ZM221 197H222V196H221ZM223 197H224V196H223ZM223 197L221 198L222 200H223ZM229 197H230V196H229ZM231 197H232V196H231ZM233 197H232V198H233ZM259 197H260V195H259ZM31 198H32V197H31ZM48 198H50V196H49V197L47 196V199H48ZM51 198H52V197H51ZM80 198H81V197H80ZM101 198H102V197H101ZM101 198H100V199H101ZM109 198H110V197H109ZM112 198H113V196H112ZM128 198H129V197H128ZM130 198H129V199H130ZM134 198H135V197H134ZM141 198H142V197H141ZM150 198H152V196H151ZM153 198H154V197H153ZM162 198H163V197H162ZM172 198H173V197H172ZM174 198H175V196H174ZM174 198H173V199H174ZM177 198H176V199H177ZM183 198H182V199H183ZM188 198H191V197H188ZM194 198H195V197H194ZM199 198H200V197H199ZM203 198H205V197H203ZM227 198H228V197H227ZM237 198H238V197H237ZM237 198H236V199H237ZM241 198H242V197H241ZM241 198H240V199H241ZM249 198H251V197H249ZM249 198H248V202H249ZM252 198L254 199V197H252ZM23 199H24V198H23ZM25 199H26V198H25ZM45 199H44V200H45ZM64 199H65V198H64ZM64 199L61 198V200H64ZM71 199H72V198H71ZM81 199H82V198H81ZM97 199H99V198H97ZM100 199H99V200H100ZM103 199H104V197H103ZM126 199H127V198H125V200H126ZM129 199H128V200H129ZM131 199H132V198H131ZM131 199H130V200H131ZM145 199L143 198V200H145ZM155 199H157V198H155ZM163 199H164V198H163ZM184 199H185V198H184ZM221 199H220V200H221ZM224 199H226V197H225ZM238 199H239V198H238ZM9 200H10V199H9ZM15 200H16V199H15ZM53 200H54V199H52V201H53ZM61 200H60V201H61ZM66 200L68 201L69 199H66ZM66 200H64V201H66ZM94 200H96V198H95ZM99 200H97V201H99ZM120 200H121V198L118 199L117 201H120ZM123 200H124V198H123ZM123 200H122V203L125 202V200H124V201H123ZM128 200H127V203H128ZM135 200H136V199H135ZM139 200H140V199H139ZM139 200H137V201H139ZM149 200L151 201L152 199H149V198H148V201H149ZM222 200H221V201H222ZM226 200H227V199H226ZM226 200H225V201L223 200V201L226 202ZM228 200H230V198H228ZM41 201H43V200H41ZM48 201L51 202L50 199H48ZM48 201H46L45 204H47ZM64 201H63V203H64ZM83 201H84V203H85V198L83 199ZM83 201H82V202H83ZM86 201H87V200H86ZM100 201H101V200H100ZM100 201H99V202H100ZM110 201H111V200H110ZM132 201H133V200H132ZM145 201H147V200H145ZM153 201H154V202H155V201H156V202H161L162 199H161L160 201H159V198H158V201L153 199ZM163 201L166 202V203H167V202L169 203V201H165V199H164ZM176 201H177V200H176ZM176 201H175V202H176ZM178 201H179V200H178ZM178 201H177V202H178ZM188 201H190V199H188ZM191 201H192V199H191ZM193 201H194V200H193ZM193 201H192V202H193ZM196 201H197V200H196ZM198 201H199V200H198ZM236 201H238V200H236ZM245 201H246V200H245ZM245 201H244V203L247 204V202H245ZM253 201H254V200H253ZM253 201H252V202H253ZM43 202H44V201H43ZM69 202H70V201H69ZM78 202H81V201H78ZM95 202H96V201H94V203H95ZM99 202H98V203H99ZM104 202H106V201H104ZM112 202H113V204H112ZM112 202H111L110 204H112L113 206L116 205V203H115L116 201H115V202L112 201ZM154 202H152V203H154ZM171 202H172V201H170V203H171ZM173 202H174V201H173ZM173 202H172V203H173ZM179 202H181V201H179ZM179 202H178V203H179ZM182 202H184V201H182ZM182 202H181V203H182ZM229 202H231V200H230ZM240 202H241V200H240ZM252 202L250 201V204H249V203H248V204L251 205ZM41 203H42V202H41ZM53 203H55V202H53ZM58 203H59V202H58ZM72 203H73V202H71V204H72ZM92 203H93V201H92ZM170 203H169V204H170ZM184 203H185V202H184ZM184 203H183V206H185ZM187 203H188V202H187ZM232 203H233V202H232ZM234 203H236V202H234ZM237 203H238V202H237ZM244 203H243V204H244ZM39 204H38V205H39ZM43 204H44V203H43ZM43 204H42V206H43ZM51 204H52V202H51ZM60 204H61V203H60ZM60 204H57V206H59ZM65 204H66V203H65ZM107 204H109V202H107ZM107 204H106V205H107ZM110 204H109V206H112V205H110ZM160 204H161V203H160ZM160 204H159V205H160ZM162 204H163V202H162ZM175 204H176V203H174V206H175ZM40 205H41V204H40ZM54 205H56V203H55ZM68 205H70V204H68ZM96 205H97V204H96ZM119 205H121V204H119ZM151 205L154 206L153 204H150V207H151ZM156 205H157V204H156ZM159 205H158V206H159ZM170 205H172V204H170ZM192 205H193V204H192ZM229 205H230V203H229ZM232 205H233V204H232ZM238 205H241V204L238 203L236 206L239 207ZM44 206L46 207V205H44ZM57 206H56V207H57ZM71 206H72V205H71ZM98 206L101 208L102 205H98ZM116 206H117V205H116ZM172 206H173V205H172ZM176 206H177V205H176ZM176 206H175V207H176ZM180 206H181V205H180ZM190 206H191V205H190ZM234 206H235V205H233V207H234ZM47 207H50V206H47ZM47 207H46V208H47ZM52 207H53V206H52ZM54 207H55V206H54ZM59 207H60V206H59ZM68 207H69V206H68ZM89 207H91V206H89ZM105 207H106V206H105ZM114 207H115V206H114ZM161 207H162V206H161ZM163 207H164V206H163ZM163 207H162V208H163ZM241 207H242V206H241ZM241 207H240V209H241L242 211L244 210V212H245V209H242ZM246 207H247V206H246ZM92 208H94V206H92ZM102 208H103V207H102ZM148 208H149V207H147V209H148ZM152 208H153V207H152ZM171 208H172V207H171ZM171 208L169 207V209H171ZM176 208H177V207H176ZM235 208H236V207H234V211L237 210V209L235 210ZM243 208H244V206H243ZM247 208H248V207H247ZM247 208H246V209H247ZM39 209H40V208H39ZM42 209H43V208H42ZM44 209H45V208H44ZM51 209H54V208H51ZM56 209H57V208H56ZM89 209H90V208H89ZM89 209H88V211H91V209H90V210H89ZM98 209H99V208H98ZM155 209H157V207H156ZM155 209H154V210H155ZM173 209H174V208H173ZM178 209H180V208H178ZM240 209H239V210H240ZM48 210H49V209H47V211H48ZM95 210H96V208L94 209V211H95ZM99 210H100V209H99ZM145 210H146V209H145ZM145 210H144V211H145ZM162 210H165V212H167V211L170 212L169 210H166V209H162ZM174 210H175V209H174ZM176 210H177V209H176ZM176 210H175V212L179 211V210H177V211H176ZM180 210H181V209H180ZM187 210H188V209H187ZM187 210H186V209H185V210L182 209V211H184V212H185V211L187 212ZM198 210H199V209H198ZM200 210H201V209H200ZM247 210H248V209H247ZM40 211H41V209H40ZM45 211H46V209H45ZM51 211H53V210H51ZM147 211H148V210H147ZM188 211L190 212V210H188ZM192 211H193V210H192ZM203 211H205L204 208H203ZM203 211H202V212H203ZM237 211H238V210H237ZM41 212H42V211H41ZM43 212H44V211H43ZM91 212H93V211H91ZM139 212H141V211H139ZM162 212H163V211H162ZM202 212H201V214L204 215ZM246 212H248V211H246ZM39 213H40V212H39ZM89 213H90V212H89ZM94 213H96V212H94ZM145 213H146V212H145ZM145 213H144V214H145ZM180 213L183 214V212H180ZM198 213H200V212H198ZM235 213H236V212H235ZM47 214H49V213H47ZM50 214H52V212H50ZM90 214H91V213H90ZM134 214H135V213H134ZM134 214H132V215H134ZM136 214H137V213H136ZM144 214L140 213V215H142V216H143ZM164 214H165V213H164ZM168 214H169V213H168ZM168 214H167V215H168ZM173 214H175L174 211H173ZM177 214H179V213L177 212ZM184 214H185V213H184ZM193 214H194V213H193ZM193 214H192V215H193ZM196 214H197V213H196ZM201 214H200V216H201ZM205 214H206V213H205ZM239 214H240V213H239ZM241 214H242V213H241ZM241 214H240V215H241ZM245 214H246V213H245ZM245 214H244V215H245ZM247 214H248V213H247ZM43 215H46V212H45V214H43ZM140 215L138 214V216H140ZM150 215H151V214H150ZM189 215H190V214H188L187 217H190ZM249 215H250V214H249ZM249 215H248V216H249ZM40 216L43 218L42 215H40ZM40 216H39V217H40ZM47 216H48V215H47ZM99 216H100L101 219H102V216H103V215H102V216L99 215ZM127 216H128V215H127ZM127 216H126V217H127ZM138 216H137V217H138ZM145 216H146V214H145ZM151 216H152V215H151ZM153 216H154V215H153ZM156 216H157V215H156ZM184 216H185V215H184ZM206 216H207V214H206ZM206 216H205V217H206ZM238 216H239V215H238ZM245 216H246V215H245ZM45 217H46V216H45ZM88 217H89V216H88ZM95 217H96V216H95ZM97 217H98V215H97ZM159 217H160V216H159ZM159 217H158V218H159ZM161 217H162V216H161ZM163 217H164V216H163ZM163 217H162V218H163ZM170 217L173 218L174 216L172 217V216L170 215ZM170 217H168V218L170 219ZM175 217H176V216H175ZM191 217H192V216H191ZM201 217H202V216H201ZM240 217H244V216H240ZM240 217H238V218H240ZM256 217H257V216H256ZM104 218H105V217H104ZM130 218H131V217L129 216V219H130ZM146 218H147V217H146ZM148 218H149V217H148ZM154 218H155V217H154ZM158 218L156 217V219H154V220L156 221ZM164 218H165V217H164ZM180 218H181V217H180ZM183 218H184V217H183ZM259 218H260V217H259ZM261 218H262V217H261ZM50 219H52V218H50ZM54 219H55V218H54ZM93 219H94V218H93ZM97 219H98V218H97ZM101 219H100V220H101ZM134 219H135V218H134ZM138 219H139V217H138ZM149 219H150V218H149ZM151 219H153V217H151ZM175 219H176V218H174V220H175ZM232 219H233V218H232ZM244 219H245V218H244ZM248 219H252V218L248 217ZM253 219H254V218H253ZM43 220H44V219H43ZM45 220H46V218H45ZM48 220H49V219H48ZM52 220H53V219H52ZM124 220H125V219H124ZM127 220H128V219H127ZM160 220H161V218H160ZM160 220H158V221H160ZM162 220H164V219H162ZM186 220H188V219H186ZM186 220H185V221H186ZM234 220H235V218L233 219V221H234ZM236 220L238 221L237 217H236ZM240 220H241V219H240ZM255 220H257V219L255 218L254 221H255ZM263 220H264V219H263ZM94 221H96V218H95ZM97 221H98V220H97ZM97 221H96V222H97ZM104 221H105V220H104ZM109 221H110V220H109ZM109 221H108V223H109ZM111 221H113V219H112ZM115 221H116V220H115ZM128 221H130V220H128ZM128 221L126 222V224H130V222L128 223ZM133 221H135V220H133ZM138 221H139V220H138ZM140 221H141V218H140ZM142 221H144V222L147 221L146 223L148 224V220H142ZM167 221H170V220H167ZM167 221H166V224H167ZM189 221H190V220H189ZM231 221H232V220H231ZM233 221H232V222H233ZM241 221H242V220H241ZM249 221H250V220H249ZM259 221H260V220H259ZM259 221H258V223H259ZM261 221H262V220H261ZM47 222H48V221H47ZM54 222H56V225L59 224V221H58V224H57V221H54ZM54 222H53V223H54ZM66 222H67V221H66ZM72 222H73V221H71V223H72ZM96 222H95V223H96ZM120 222H121V221H120ZM170 222H172V221H170ZM234 222H235V221H234ZM243 222H245V224H246L247 221L244 220ZM263 222H264V221H263ZM48 223H49V222H48ZM53 223H52V224H53ZM67 223H68V222H67ZM69 223H70V222H69ZM89 223H90V222H89ZM89 223H87V224H89ZM95 223H94V224H95ZM100 223H101V221H100ZM100 223H99L98 225H100ZM103 223H105V222H103ZM112 223H113V222H112ZM123 223H124V222H123ZM150 223H151V222H150ZM160 223H161V222H160ZM163 223H165V222H163ZM185 223H186V222H185ZM235 223H236V222H235ZM238 223H239V222H238ZM256 223H257V221H256ZM258 223H257V224H258ZM261 223H262V222H260L258 226H260ZM8 224H9V223H8ZM10 224H12V223H10ZM52 224L50 223V225H52ZM72 224H73V223H72ZM72 224H70V226H71ZM75 224H76V223H75ZM81 224H82V223H81ZM91 224H92V223H91ZM139 224H142V223H139ZM143 224H145V223H143ZM143 224H142V225H143ZM168 224H170V223H168ZM233 224H234V223H233ZM233 224H231V226H232ZM251 224H252V223H251ZM95 225H96V224H95ZM95 225H94V226H95ZM124 225H125V224H124ZM132 225H133V223H132ZM132 225H131V226H132ZM135 225H136V224H135ZM135 225H134V226H135ZM148 225H149V224H148ZM157 225H158V224H157ZM241 225H242V223H241ZM246 225H247V224H246ZM246 225H245V226H246ZM248 225L250 226V224H248ZM253 225H255V224L253 223ZM262 225H263V224H262ZM52 226H54V225H52ZM66 226H67V225H66ZM66 226H65V229H66ZM75 226H76V225H75ZM94 226H93V227H94ZM102 226H104V225H102ZM118 226H119V224H118ZM128 226H129V225H128ZM134 226H133V227H134ZM231 226L229 225V227H231ZM237 226L239 227V226H240V223H239ZM242 226H244V225H242ZM242 226H241V227H242ZM245 226H244V227H245ZM251 226H252V225H251ZM258 226H257V227H258ZM67 227H68V226H67ZM71 227H72V226H71ZM91 227H92V226H91ZM97 227H98V226H97ZM100 227H101V226H100ZM119 227H120V226H119ZM121 227H122V224H121ZM138 227H139V226H138ZM144 227H146V226H144ZM165 227H166V226H165ZM235 227H236V226H234V228H235ZM246 227H247V226H246ZM255 227H256V226H255ZM76 228H77V227H76ZM76 228H75V229H76ZM139 228H140V227H139ZM163 228H164V226H163ZM249 228H250V227H249ZM260 228H261V227H260ZM263 228H264V226H263ZM62 229H63V227H62ZM62 229H60L61 233H63V232H62ZM65 229H64V231H65ZM71 229H72V228H71ZM77 229H78V228H77ZM79 229H81V228H79ZM117 229H119V231H120V228H117ZM117 229H116V230H117ZM126 229H127V228H126ZM126 229H123V228H122L121 230H122V231H123V230L126 231ZM128 229H129V228H128ZM128 229H127V231H128ZM136 229H137V228H136ZM148 229H149V226H148ZM150 229H151V226H150ZM161 229H162V228H161ZM229 229H230V228H229ZM235 229H237V227H236ZM238 229L240 230V227H239ZM242 229H243V231H244V228H242ZM242 229H241V231H242ZM258 229H259V228H258ZM37 230H38V229H37ZM56 230H57V229H56ZM56 230H55V233L57 234L58 232H56ZM67 230H68V228H67ZM67 230H66V231H67ZM73 230H74V229H73ZM84 230H85V228H84ZM87 230H88V229H87ZM90 230H91V229H90ZM113 230H115L114 227H113V229H112V232H114ZM130 230H131V228H130ZM152 230H154V228H152V229L150 230L151 233H154V232H152ZM156 230H157V229H155L154 231L156 232ZM247 230H249V229H247ZM253 230H254V228H253ZM259 230H260V229H259ZM263 230H264V229H263ZM263 230H262V231H263ZM34 231H35V230H34ZM34 231L32 232V234L34 233ZM39 231H40V229H39ZM47 231H48V230H47ZM47 231H46V232H47ZM70 231H71V230H70ZM85 231H86V230H85ZM108 231H109V230H108ZM108 231L106 232L107 234H108ZM122 231H121V232H122ZM136 231H137V230H136ZM140 231H141V230H140ZM144 231H145V230H144ZM147 231H148V230L146 229L145 232L147 233ZM232 231H234V230H232ZM235 231H236V230H235ZM241 231H240L239 234H242ZM245 231H246V229H245ZM251 231H252V228H251ZM36 232H37V231H36ZM46 232L44 231V233H46ZM50 232H51V231H50ZM87 232H88V231H87ZM92 232H93V231H92ZM95 232H96V230H95ZM95 232H94V233H95ZM98 232H99V231H98ZM98 232H96V233H98ZM103 232L105 233V231H103ZM112 232H111V233H112ZM116 232H117V231H116ZM116 232H115V233H116ZM138 232H139V231H138ZM138 232H137V233H138ZM145 232H144V233H145ZM157 232H158V231H157ZM236 232H237V231H236ZM238 232H239V231H238ZM238 232H237V233H238ZM255 232H256V230H255ZM258 232H259V231H258ZM263 232H264V231H263ZM21 233H22V232H21ZM48 233H49V232H47V235H46V236L49 237ZM51 233H52V232H51ZM59 233H60V232H59ZM59 233H58V234H59ZM65 233H66V232H65ZM72 233H73V232H72ZM74 233H75V232H74ZM90 233H91V231H90ZM90 233H89V235H88V234H87V235H88V236H91V235H92V236L89 237V238H90V239H91V238L94 239V236H95V235H94V236H93V234L90 235ZM96 233H95V234H96ZM104 233H103V234H104ZM122 233H123V232H122ZM127 233H128V232H127ZM127 233H125V232L123 233V234L125 235V237L127 236V235H126ZM137 233H136V234H137ZM140 233H141V232H140ZM142 233H143V232H142ZM231 233H232V232H231ZM244 233H245V232H244ZM26 234H27V233H26ZM29 234H31V232H29L28 235H29ZM36 234H39V233H36ZM36 234H35V235H36ZM56 234H55V235H56ZM58 234H57V236H58ZM68 234H69V233H68ZM70 234H71V233H70ZM98 234H99V233H98ZM100 234H101V233H100ZM120 234H121V233H120ZM131 234H132V232H131ZM234 234H235V233H233V236H234ZM239 234H238V236H239V240H240V238L242 237L243 234L241 235V237H240ZM251 234L253 235L254 232L252 231V232L250 233V235H251ZM15 235L17 236V234H15ZM15 235L13 236V240H14ZM22 235H23V234H22ZM39 235H41V234H39ZM43 235H44V234H43ZM43 235H41V236H42V238L44 239L45 237H43ZM50 235H51V234H50ZM53 235H54V234H53ZM61 235H62V234H61ZM77 235H78V234H76V236H77ZM81 235H82V234H81ZM84 235H85V234H84ZM101 235H102V234H101ZM110 235H111V234H110ZM110 235H109L108 237H110ZM112 235H113V234H112ZM117 235H118V233H117ZM121 235H122V234H121ZM121 235H118V236H121ZM128 235H130V234H128ZM235 235H236V234H235ZM247 235H249V234H247ZM250 235H249V236H250ZM30 236H32V235H30ZM30 236H29V238H30ZM37 236H38V235H37ZM41 236H40V237H41ZM57 236H54V238L57 237ZM65 236H66V234L64 235V237H65ZM99 236H100V235H99ZM104 236L107 237L106 235H104ZM122 236H123V235H122ZM236 236H237V235H236ZM243 236H245V234H244ZM11 237H12V236H11ZM11 237H10V238H11ZM22 237H24V239L27 238V240H28V236H27V237H26V236H22ZM22 237H20V238H22ZM32 237H33V236H32ZM34 237H35V236H34ZM34 237H33V238H34ZM40 237H39V238H40ZM50 237H51V236H50ZM50 237H49V238H50ZM69 237H70V236H69ZM69 237H68V238L66 237V238L69 239V241H70V238H69ZM71 237H72V234H71ZM73 237H74V235H73ZM78 237H79V235H78ZM116 237H117V236H116ZM116 237H115V238H116ZM245 237H247V236H245ZM4 238H5V240H6V237H4ZM8 238H9V237H8ZM49 238H48V239H49ZM52 238H53V237H52ZM62 238H63V237H62ZM62 238H61V236H60V239H62ZM66 238H65V239H66ZM76 238H77V237H76ZM82 238H83V236H81V239H82ZM113 238H114V236H113ZM123 238H124V237H123ZM126 238H130V237L127 236ZM234 238H236V237L234 236ZM254 238H255V237H254ZM260 238H261V237H260ZM24 239H23L22 241H24ZM40 239H41V238H40ZM50 239H51V238H50ZM57 239H59V238H57ZM67 239H66V240H67ZM73 239H74V238H73ZM87 239H88V238H86V239L83 238L84 241H83V240H80V241L78 240V242L80 243V242L82 241V243H84L85 240H87ZM93 239H92V240H93ZM95 239H97V236H96ZM100 239H101V238H100ZM100 239H99V240H100ZM103 239H104V238H103ZM117 239H118V241H119L120 238H117ZM232 239H233V238H232ZM241 239H242V238H241ZM243 239H244V238H243ZM252 239H253V238H252ZM262 239H263V238H262ZM17 240H18V239H17ZM27 240H26V243H27ZM35 240L37 241V239H35ZM54 240H56V239H54ZM97 240H98V239H97ZM101 240H102V239H101ZM101 240L99 241L100 243H101ZM111 240H112V237H111ZM123 240H125V238H124ZM236 240H237V239H236ZM236 240H235V241H236ZM244 240H245V239H244ZM248 240H249V239H248ZM259 240H260V239H259ZM15 241H16V240H15ZM31 241H32V240H31ZM36 241H35V243H36ZM38 241H39V239H38ZM58 241H59V240H58ZM63 241H64V240H63ZM69 241H65V243L68 242L67 245H69ZM73 241H75V240H73ZM76 241H77V239H76ZM89 241H91V240H88V243H89ZM118 241H117V242H118ZM231 241H232V240H231ZM233 241H234V239H233ZM240 241H241V240H240ZM240 241H239V242H240ZM245 241H246V240H245ZM251 241H252V240H250V242H251ZM257 241H258V240H257ZM3 242H4V241H3ZM9 242H10V241H9ZM46 242H47V241H46ZM61 242H62V240H61ZM61 242H59V243H61ZM70 242H71V241H70ZM78 242H75V243L78 245ZM91 242H96V241L94 240V241H91ZM91 242L89 243L90 245L92 244ZM114 242H116V239H115ZM122 242H124V241H122ZM125 242H126V241H125ZM225 242H226V241H225ZM225 242H224V243H225ZM241 242H243V241H241ZM241 242H240V244H241ZM247 242H248V241H247ZM1 243H2V241H1ZM5 243H6V242H5ZM17 243H18V241H17ZM39 243H40V242H39ZM52 243H53V242H52ZM57 243H58V242H56V244H57ZM59 243H58V244H59ZM71 243L73 244V245L71 246V248H73V247L75 248V246H74L75 243H73V242H71ZM71 243H70V245H71ZM85 243H86V242H85ZM97 243H98V241H97ZM97 243H96V246H97ZM112 243H113V242H112ZM112 243H110V244H112ZM120 243H121V242H120ZM229 243H230V242H229ZM232 243H233V242H232ZM237 243H238V241H237ZM237 243H236V244H237ZM244 243H245V242H244ZM254 243H255V241H254ZM262 243H264V242H262ZM2 244H3V243H2ZM9 244H10V243H9ZM11 244H12V243H11ZM36 244H37V243H36ZM44 244H46V243H44ZM54 244H55V242H54L53 244H50V246H51V245H54ZM56 244H55V245H56ZM89 244H85V246H86V245H89ZM93 244H95V243H93ZM98 244H99V243H98ZM116 244H118V243H116ZM125 244H126V243H125ZM233 244H235V243H233ZM236 244H235V245H236ZM238 244H239V243H238ZM246 244H247V243H246ZM246 244H245V245H246ZM251 244H252V243H251ZM259 244H260V243H259ZM14 245L16 246V244H14ZM23 245H24V244H23ZM32 245H33V244H32ZM61 245H62V244H61ZM63 245H66V244H63ZM67 245H66V246H67ZM80 245H81V244H79V246H80ZM82 245H83V244H82ZM82 245H81V246H82ZM112 245H115V243L112 244ZM119 245H120V246L115 245V247H117V248H118V247H121V244H119ZM122 245H123V244H122ZM225 245H226V243H225ZM229 245H230V246H229ZM231 245H232V244H228V246L232 248ZM252 245H253V244H252ZM8 246H9V245H8ZM10 246H11V245H10ZM12 246H13V244H12ZM47 246H48V245H47ZM47 246H46V247H47ZM50 246H49V247H50ZM59 246H60V244H59ZM59 246H58V247H59ZM66 246H65V247H66ZM79 246H77V248H79ZM96 246H95V247H96ZM99 246H100V247H104L105 245H103V246H102V245H99ZM123 246H124V245H123ZM226 246H227V245H226ZM238 246H239V245H238ZM242 246H244V245H242ZM246 246H249V243H248ZM18 247H22V246L20 245V246H18ZM37 247H38V246H37ZM39 247H40V245H39ZM39 247H38V248H39ZM60 247H61V246H60ZM63 247H64V246H63ZM68 247H70V246H67V248H68ZM86 247H88V246H86ZM89 247H93V245H91V246H89ZM89 247H88V248H89ZM112 247H113V246H112ZM124 247H125V246H124ZM124 247H123V248H124ZM222 247H223V246H222ZM224 247H225V246H224ZM233 247H234V246H233ZM235 247H237V246H235ZM235 247H234V248H235ZM259 247H261V246H259ZM10 248H11V247H10ZM71 248H69V249H71ZM97 248H98V247H97ZM105 248H106V247H105ZM105 248H103V249H105ZM121 248H122V247H121ZM135 248L137 249L138 247H135ZM135 248H134V249H135ZM225 248H226V247H225ZM227 248H228V247H227ZM238 248H239V247H238ZM252 248H253V247H252ZM39 249H40V248H39ZM39 249H38V250H39ZM50 249H51V248H50ZM54 249H55V248H54ZM54 249H53V250H54ZM61 249H62V247L60 248V250H61ZM63 249H64V248H63ZM65 249H66V248H65ZM80 249H81V248H80ZM80 249H79V250H80ZM89 249H90V248H89ZM89 249H88V250H89ZM113 249H114V247H113ZM118 249H119V248H118ZM242 249H243V247H242ZM242 249H241V250H242ZM263 249H264V248H263ZM41 250H42V248H41ZM41 250H40V251H41ZM44 250H45V249H44ZM44 250H42V251H44ZM46 250H49V249H46ZM46 250H45V253L47 254L48 251H46ZM51 250H52V249H51ZM57 250L60 251L59 249H57ZM67 250H68V249H67ZM76 250H77V249H76ZM83 250H84V248H83ZM115 250H116V249H115ZM120 250H121V249H120ZM120 250H117V251L119 252ZM235 250H236V249H235ZM254 250H255V249H254ZM256 250H257V249H256ZM258 250H259V249H258ZM49 251H50V250H49ZM55 251H56V250H55ZM58 251H56V252H58ZM71 251H72V250H71ZM90 251H91V250H90ZM123 251H124V249H123ZM138 251H140V250H138ZM138 251H137V252H138ZM222 251H224V249H223ZM226 251H228V250L226 249ZM229 251H230V250H229ZM231 251H232V250H231ZM239 251H240V250H239ZM239 251H238V252H239ZM263 251H264V250H263ZM51 252H52V251H51ZM67 252H69V251H67ZM78 252H79V251H78ZM83 252H85V251H83ZM88 252H89V251H88ZM113 252H114V251H113ZM113 252H112V253H113ZM115 252H116V251H115ZM124 252H125V251H124ZM142 252H143V251H142ZM243 252H244V251H243ZM250 252H251V251H250ZM253 252H254V251H253ZM258 252H259V251H258ZM258 252H257V255H258ZM261 252H262V251H260V253H261ZM39 253H42V252H39ZM52 253H53V252H52ZM63 253H64V252H63ZM71 253H72V252H71ZM75 253H76V252H75ZM138 253H139V252H138ZM260 253H259V254H260ZM262 253H263V252H262ZM262 253H261V254H262ZM42 254H44V252H43ZM55 254H56V253H55ZM77 254H78V253H77ZM83 254H86V253H82V255H83ZM115 254H116V253H115ZM118 254H119V253H118ZM122 254H123V253H122ZM136 254H137V253H135V255H136ZM228 254H229V253H228ZM233 254H235V253H233ZM233 254H232V255H233ZM237 254H238V253H237ZM237 254H236V255H237ZM240 254H242V253H240ZM248 254H249V252H247V256H248ZM251 254H252V252L249 254V256H250ZM49 255H51V254H49ZM79 255H80V254H79ZM82 255H81V256H82ZM125 255H126V253H125ZM135 255H134V256H135ZM138 255H139V254H138ZM223 255H224V254H223ZM232 255H231V256H232ZM257 255H256V256H257ZM43 256H44V255H43ZM43 256H42V257H43ZM46 256H47V255H46ZM72 256H73V254H72L70 257H72ZM74 256H75V255H74ZM81 256H79L80 259L82 258ZM131 256H132V254H131ZM134 256H133V259H132V260H135V257H134ZM141 256H142V255H141ZM143 256L145 257V255H143ZM147 256H148V255H147ZM150 256H151V255H150ZM225 256H226V254H225ZM233 256H234V255H233ZM258 256H259V255H258ZM260 256H261V255H260ZM262 256H263V255H262ZM44 257H45V256H44ZM47 257L49 258V256H47ZM50 257H54V256H50ZM62 257H64V256H62ZM70 257H69V259H70ZM77 257H78V256H77ZM79 257H78V258H79ZM83 257H84V255H83ZM144 257H143V259H146V258H144ZM156 257H157V256H156ZM160 257H161V256H160ZM163 257H165V256H162V259H164ZM228 257H229V256H228ZM234 257H236V256H234ZM244 257H245V259H247V258H251V257H247V258H246V255H245ZM244 257H243V255H242V258H241V259H242V260L244 261V263H245ZM48 258H47V259H48ZM59 258H60V257H59ZM66 258H67V257H66ZM75 258H76V256H75ZM75 258H74V260H72L73 258L70 259V260H72V261L75 262V261L77 260V259L75 260ZM117 258H118V257H117ZM123 258H124V257H123ZM123 258H122V259H123ZM138 258H139V257H137V259H138ZM158 258H159V257H158ZM223 258H224V256H223ZM253 258H254V257H252V259H253ZM257 258H258V257H257ZM257 258H256V259H257ZM44 259H45V258H44ZM50 259H51V258H50ZM52 259H53V258H52ZM52 259H51V260H52ZM54 259H55V258H54ZM63 259H64V258H63ZM63 259L61 258V260H63ZM67 259H68V258H67ZM67 259H65V260L67 261ZM80 259H79V260H80ZM112 259H113V257H112ZM114 259H115V257H114ZM118 259H119V258H118ZM122 259L120 258V260H122ZM124 259H125V258H124ZM126 259H129V258H126ZM155 259H156V258H155ZM162 259H161V262H162ZM224 259H225V258H224ZM226 259H227V258H226ZM231 259H232V258H231ZM231 259H229V260L231 261ZM241 259H240V260H241ZM252 259H250V260H252ZM38 260H39V259H38ZM41 260H42V258H41ZM48 260H49V259H48ZM51 260H50V261H51ZM55 260H57V259H55ZM58 260H59V259H58ZM79 260H78V261H79ZM132 260H131V262H132V264H133L134 262H133ZM138 260H139V259H138ZM148 260H149V258H148ZM148 260H147V261H148ZM156 260H157V259H156ZM159 260H160V258H159ZM165 260H166V259H165ZM233 260H234V259H233ZM248 260H249V259H248ZM42 261H43V260H42ZM42 261H41V262H42ZM46 261H47V260L45 259V264H48V263H46ZM115 261H116V260H115ZM123 261H124V260H123ZM139 261H140V260H139ZM149 261H150V260H149ZM151 261H152V260H151ZM157 261H158V260H157ZM222 261H223V260H222ZM222 261H221V262H222ZM39 262H40V260H39ZM48 262H49V261H48ZM55 262H56V261H55ZM60 262H62V261L59 260V263H60ZM64 262H65V261H64ZM68 262H71V261H68ZM76 262H77V261H76ZM117 262H119V260H118ZM121 262H122V261H121ZM135 262H136V260H135ZM145 262H146V261H145ZM155 262H156V261H155ZM159 262H160V261H159ZM231 262H232V261H231ZM236 262H237V261L235 260V263H236ZM241 262H242V261H241ZM241 262H238V264L241 263ZM246 262H247V260H246ZM37 263H38V262H37ZM43 263H44V262H43ZM51 263H52V262H51ZM51 263H50V264H51ZM53 263H54V262H53ZM53 263H52V264H53ZM57 263H58V262H57ZM57 263H56V264H57ZM115 263H116V262H115ZM115 263H113V264H115ZM122 263L125 264L126 262L124 261V262H122ZM127 263H128V262H127ZM137 263H138V262H137ZM153 263H154V262H153ZM229 263H230V262H228V263H227V262H226V263L224 262V264H229ZM232 263H233V262H232ZM242 263H243V262H242ZM252 263H253V262H252ZM254 263H255V262H254ZM54 264H55V263H54ZM61 264H63V263H61ZM107 264H108V263H107ZM109 264H110V263H109ZM135 264H136V263H135ZM138 264H139V263H138ZM154 264H156V263H154ZM159 264H160V263H159ZM161 264H165V263H161ZM250 264H251V263H250Z\"/></svg>",
    "mask_w": 264,
    "mask_h": 264
}]
</instances>
